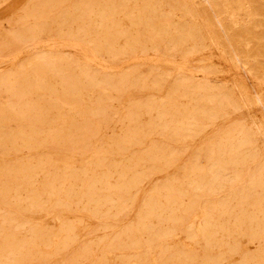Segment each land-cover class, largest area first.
Returning <instances> with one entry per match:
<instances>
[{
  "label": "rangeland",
  "instance_id": "obj_1",
  "mask_svg": "<svg viewBox=\"0 0 264 264\" xmlns=\"http://www.w3.org/2000/svg\"><path fill=\"white\" fill-rule=\"evenodd\" d=\"M43 1L44 0H0V41H1L0 42V49H1L0 50V88H1V90H0V105H1L0 107L1 108L0 109L2 111V109L4 108L3 112H5V114H6L5 118H4V117H2V116H4V113L0 111V116L2 115L1 117L3 118V119L1 118V120H0V130H1L0 136L2 134L7 135V133H8V135H10L11 133L13 134L15 129H16V131L14 133H17L21 128L24 129L23 128L24 123L26 124L30 121L29 117H27L28 115L24 119L25 122H23V123H19L15 119V116L17 118L19 108L21 109L23 106L22 104H24L23 109L29 108V111H30V108H31L33 110L32 114L30 111V114H31L30 117H32V118L35 117V115H33V114L37 113V116L39 114V115H42L46 119V120L44 119V122L41 123L42 125L41 124L36 125V123H34L33 126H31L32 129L37 128L36 129V131H37L36 136L37 137L35 136V138H36V140H38V142L36 140L33 142L31 141L30 147H29V145L21 144L22 140L20 138H19V140L16 139V145H11L10 143H8L6 147L4 145H0V167H1L0 169L2 171V172H0V186H1L0 190L2 188V191H0V194L2 192V194H1L2 196L0 195V203H1L0 204V221H1L0 222V232H1V234H0L1 235V237H0V261L2 263H0V264H68L69 262H70L69 264H73L75 261L76 262L74 264H77V263L78 264H88L89 261H90L89 264H94V263L95 264H129V263L130 264H139V263L150 264L149 258L152 255H153L152 257H155V258H157L156 256L158 255V259H159V257H160V259L163 258V264H170V262H171V264H179L180 262H184L187 264H202L201 260H202L203 264H208L209 259L211 260L212 258L217 256L219 254V252H221L222 248H227L233 244L231 237H228L230 233H231L230 236L233 235V240L235 238L240 239L241 236L243 235L240 233V231L238 233L235 232V229H237V226L235 227V224L233 225V221H234L233 213H231L230 215H226V216L224 215L218 219L217 224L219 226L218 225L217 226L219 228L216 227V229H215L216 233L211 236V239H212L211 242L212 243L208 242V244L210 243V245H209L210 247H208V244L205 243L203 240L199 239L198 236H196V234H195L196 233L195 229H197L199 227V220H201V218H202V211L193 212L194 217L196 219L194 217H192V218L181 221L180 220L181 212L179 215V211L176 210L175 208H172V210L170 208H168L171 211L165 208V204H166L165 203L166 200L164 201L165 195H166L165 187H167L168 185L169 186L172 185L171 181H173V186H175L174 188H177V187L183 188L186 191V193H188V195H186L184 197V203H187L188 197H189V195H191L190 193H192L191 192V186H190V177L195 172V170L192 169V167L194 168L195 165H199L205 169L206 173H210V170L208 169L209 165H210L209 163H213L214 160H216L215 156L217 158V156L221 153L219 150V149H221L220 147L222 146L221 151H223L224 150L223 147H225L224 144L227 145V143H228V145H230V143H231V145H233V142L238 143L239 141H242L243 134L246 133V131H247L248 133H250L252 135V137H254L253 138L254 145H256L255 151L257 153L254 154L255 157H253V156L251 157L252 154H247L248 151L247 152L245 151L244 153H246L247 156L249 155L248 157L250 160H248V162H246L244 165H239V166L232 165V166H230L228 169L231 171L226 170L227 172L226 171L225 172H222V171L219 172V174H220L219 178L221 177V179H219V181H221V185H223L222 190L219 192V197L222 196L223 199L228 198L227 201H229V202H231V204L235 205L237 203L235 199L237 197H239V194H242L248 200L247 199L242 200V202H240L239 205L242 206L241 208L247 209L248 214L250 216H251L250 212L252 211V208H253L252 207V203H253L252 198L254 196H256L255 194H257V193L260 194L261 197H264V189H263V192H260L261 189L258 188L257 192H255L254 189L251 187V189L253 190V192H252V190L249 188L250 185L247 182V180H248L247 178L249 176L259 172V170H260L258 167L259 163H260V161H262L264 159V0H247V1L241 0V3H237L236 0H209V1H205V0H200V1L199 0H190V1L189 0H127V1L126 0H55V1L47 0L48 3H44ZM122 1H123V4H120V3H122ZM187 1L189 3L192 2L189 5L190 8L193 7V9L195 8L194 9L195 11L197 10L196 11L197 14H195L194 16L184 15V13L181 11V9L184 7V3ZM38 2L40 5L38 4ZM40 2L42 3V5H44L43 9H42V5ZM93 2H95V5ZM147 2H151V4H153L154 9H156V7H157V9H156L157 12H154V14L142 12L146 9V6L144 4ZM85 3H86V7H84ZM87 5H89V6H87ZM116 5H118V6H116ZM80 6H81V8H80ZM114 6H116L118 8H116V7L114 8ZM121 6H123V7H121ZM74 7H76V9H74L75 12L73 11ZM92 7H93V9H92ZM84 8H85V10L87 9L89 12L87 10L86 11L84 10L85 12L82 14H80L79 12H76L77 9L79 10V9H84ZM109 8H111V9H109ZM119 8H121V10ZM89 9H91V10H89ZM102 9H103V11H105L103 14H101ZM113 9H115V10H113ZM39 10L41 11L40 15H39V13H40ZM66 10L69 13H67ZM93 10H95L96 13L93 12ZM111 10H112V12H110ZM139 10L141 13L139 12ZM171 10L173 11V13L175 11L176 15L170 14V16H168L169 11H171ZM59 11H61V12L59 13ZM108 11L110 12V14L108 13ZM42 12H43V14H42ZM97 12L99 13V15ZM126 12H128V13H126ZM111 13L112 14L114 13V14L112 15ZM138 13H139L140 17L139 16L137 17ZM143 13H145V14H143ZM165 13H166V15H165ZM27 14H30V15L27 16ZM140 14H143V16L145 18L152 19L154 24H156L157 21L164 20L166 18H170L173 26L183 25L184 29L182 30V32H180L183 34H181V36H175V37H177V38H175V37H173L175 35V33L170 32V34H169L170 36H169V38H167V40H169L170 42H166V40H164L162 42L157 41V42H154L155 43V45H154V43H152L153 42L152 38H150L153 35V33L148 27H146V24H144L143 20L141 19L144 17H142V15H140ZM57 15H58V17H56ZM86 16H88V17H86ZM102 16H104L107 19L105 20V18L103 17L102 19L99 20V17L101 18ZM64 18H65V20H63ZM78 18H80V20H77ZM35 20H37V21H35ZM38 20H39V22H38ZM43 20H45V21H43ZM67 20H69L68 23H67ZM86 20L88 22H86ZM42 21L44 22V24ZM100 21L102 24L103 23L104 24L101 25ZM105 21H106V23H105ZM37 22H38V24H37ZM59 23L60 24L62 23V25H60ZM41 24H43V27ZM116 24L119 27H117ZM21 25H22V27H21ZM112 25L114 27H112ZM195 25L198 28V29H196L197 31H195V33H197L199 36H198V38L189 37V35L191 33H190V30L188 32V29H190L191 26H195ZM39 26L44 28V29H41ZM33 27H35L34 32L32 29ZM80 27H82V30ZM97 27H99V28H97ZM106 27L108 28V31L106 30V32H105ZM29 28H31V30ZM38 28H39V31H38ZM78 29L80 30L79 32L77 31ZM83 29L85 30L84 34L82 33V31H84ZM31 31H32V33H31ZM71 32H72V34H71ZM8 33H9V36H8ZM96 33H98L97 36H96ZM110 33H112V34L110 35ZM118 33L119 34L123 33V35L121 34V36H119ZM129 33H130V35H129ZM73 34H74V36L76 34V36L72 37ZM124 34L127 35V38ZM184 34H185V36H184ZM192 34H193V32H192ZM186 35H188V36L186 37ZM95 36L98 40L95 38ZM106 36H107V38H106ZM111 37H112V40L110 42ZM179 37H180V39H179ZM181 37H183V39ZM133 38H135L137 40L136 45L138 44V41H140L139 45H137V46L135 45L137 48V49H135V51L130 49L129 46L127 47V45L131 42V40ZM102 39H104V40H102ZM114 39H115V41H113ZM144 39H145V41H150V42L149 43L144 42ZM146 39H148V40H146ZM170 39H172V40L174 39V40L171 42ZM178 39L181 41H179ZM96 40L99 42H97ZM108 40H109V42H108ZM127 40L129 43L127 42ZM142 40H143V42H142ZM182 40H183V43H182ZM31 41H33V42H31ZM93 41H95V42H93ZM104 41H105V43H104L105 45L102 46L101 44H103ZM92 43L95 45V47H94V45H92ZM106 43H108V44H106ZM126 43H128V44H126ZM98 44H99V46H98ZM163 44L164 45L168 44V48L166 47L167 45H165V47H164ZM140 45H143V46H140ZM152 45H154L155 48ZM170 45H171V47H170ZM110 46H113V47H110ZM117 46L120 48L119 50L117 49L118 48ZM126 47L129 49H126ZM138 47L141 50L140 49L138 50ZM176 47L177 48L182 47V48L176 49ZM106 48H107V50H106ZM108 48H109V50H108ZM146 48H147V50H145ZM171 48H173V49H171ZM114 50L119 51L120 53L117 52L116 53L117 55H116L114 53L115 52ZM106 51H109V52H106ZM148 51H149V53H148ZM53 58H54V62H52ZM47 59H48V61H47ZM44 60L47 61L48 63L51 62V63H49V65H50L49 67H48V63L45 62ZM37 61H38V63H37ZM36 63L38 64L39 69L41 68L40 70L37 69L38 67H37ZM41 63H42V67L40 65ZM35 65H36V67H35ZM46 66L48 69H46ZM56 66H57V68H56ZM22 68H25V69H22ZM33 68H34V71H33ZM42 68H43L44 72H43ZM84 69H86V71ZM87 69H89L88 70L89 72L91 71L90 74H88V76L92 77L96 73V76L98 75L97 76L98 79L96 78V76H94L95 79H94V77H92L93 82L91 83V78L87 77V74H86L88 72ZM52 70H54L55 72ZM32 71H33V73H32ZM46 71H48V72H46ZM45 72L47 74H45ZM16 73H17V75H16ZM38 73H40V75H38ZM80 73H82V74H80ZM83 73H84V75L85 74L86 75L83 76ZM128 73H130L132 76L130 74L128 76L127 75ZM32 74H34L33 77L31 76ZM42 74L45 76L44 77L45 80L43 79ZM122 74L125 75L126 81L127 80H131V81H127V83H126V81H124L125 78H123L124 75H123V77H121ZM77 75H79V77H77ZM5 76H6V78H5ZM17 76H19V77H17ZM22 76H23V78H21ZM68 76L71 77L70 79L72 81L68 80ZM73 76H75V77H73ZM25 77L27 80L25 79ZM112 77H113V79L115 77V79L113 80ZM120 77L123 79H121ZM131 77H132V79H131ZM146 77H147V79H146ZM7 78H9V79L7 80ZM28 78L31 80L30 82L34 83V84H28L29 83ZM76 78H77V80L79 79L78 80L79 82L77 80L74 81ZM85 78H87V79H85ZM88 78L90 80H88ZM105 78H106V81H105ZM144 78H145V82L143 83ZM33 79H35V80H33ZM111 79H112V81H111ZM155 79H157V80H155ZM4 80L7 82H5ZM18 80H19V82H17ZM95 80H96V82H95ZM107 80L110 82L108 83ZM120 80L124 81V83L121 85H118V83L121 82ZM184 80H185V82L183 83ZM25 81L28 83H26ZM73 81H74V83H76V85H75V88L73 87L74 89L71 88L72 89L71 90V89H69L68 85H70L71 82H73ZM85 81H87V82H85ZM177 81H179L180 83ZM20 82H21V85L19 84ZM38 82H39V86L37 85ZM63 82H64V84L62 85L61 83H63ZM67 82H69L68 85H66ZM81 82L82 83L84 82L83 85ZM100 82L101 83L102 82L108 83V85H107V83H102L103 85H105L108 88L106 91H102V90L97 88V84ZM43 83H44V85L47 84V87L45 86L46 88H48L47 90H46V88H44ZM85 83H89L90 85L86 84V86L84 87ZM114 83H116V85ZM154 83L156 84L155 86L153 85ZM158 83H160V84H158ZM174 83H175V85H174ZM181 83H182V87L180 88L179 84H181ZM7 84H9V86L10 85L11 86L7 87ZM15 84H17V85H15ZM22 84L24 85V87ZM77 84H78L79 88H78ZM125 84H127V87ZM129 84L131 87L133 85H135L136 87L135 88L132 87V90H130L131 87L129 86V88H128ZM34 85L37 87V88L35 87L36 88L35 90H34ZM114 85L115 86L118 85L120 92H118V88L117 87L115 88ZM173 85H174V87H173ZM91 86H92V88H91ZM140 86H141V88H140ZM159 86H160V88H159ZM186 86H188L189 89L188 88L186 89L185 88ZM13 88H14V90H13ZM121 88L123 91L121 90ZM123 88H125V89H123ZM196 88H197L198 92H196L197 91ZM242 88L244 89L245 92L243 91ZM85 89H87V90H85ZM204 89H205V91H204ZM27 90H29V91H27ZM60 90L61 91L65 90V91L61 92ZM70 90L73 93H71ZM190 90H192V91H190ZM215 90H216V92H215ZM8 91L10 93V96H12V94H15L16 98H15V95H14V97H8L9 96ZM57 91H58L59 95H57ZM68 91L70 92V94ZM168 91H169V94H168ZM20 92H21V94H20L21 96L19 94L17 96V93H20ZM52 92H53V94H52ZM60 92L63 95L60 94ZM103 92H104V94L105 93H107V94L103 96ZM26 93H27V95H26ZM64 93H65V95H64ZM175 93L177 94V96ZM244 93L247 95H245ZM40 94L43 97L40 96L38 98V95H40ZM5 95H6V97H5ZM60 95H62V96L60 97ZM168 95H169V100H168ZM229 96L231 97L230 103H229V106H226V103H225L226 101H225L224 97L226 99H228V98H230ZM7 97H8V100H7ZM17 97L19 99L20 98L22 99L23 97L24 98L22 100H19ZM2 98H3V100H2ZM13 98H15V99H13ZM42 98L45 99V101L42 102V100H41ZM211 98H213L215 100H212ZM11 99H12V101H11ZM79 99H81V100H79ZM170 99L172 100L171 104H170V101H171ZM173 99L176 101V103ZM249 99L251 102L249 101ZM56 100H58V101H56ZM96 100H97V102H96ZM204 100H205V102H204ZM223 100H224L225 106L222 105L223 107L220 108L219 103H221V101H223ZM244 100L246 101V103H244L245 102ZM29 101H32V103ZM48 101L51 102L50 106L48 105V103H49ZM81 101H82V104H81ZM213 101L214 102L216 101L217 103L216 102L214 103ZM231 101H233V102H231ZM13 102H15V104H17V105L15 106V104ZM21 102H24V103H21ZM79 102L81 105L78 104ZM101 102H102V104H100ZM6 103H7V105H6ZM157 103H158V105H157ZM164 103H166V104H164ZM172 103H175V105H173ZM177 103H178V108H177ZM25 104H26V106H25ZM27 104H28V106H27ZM42 104L45 106H42ZM193 104H195L197 106H195ZM205 104H206V106H205ZM216 104H218V105H216ZM9 105L14 106V108H13L14 113L11 110L12 108H9L12 112H10L9 109L8 110L6 109V106H9ZM33 105L36 107L34 108ZM70 105H72V107ZM74 105L76 106L75 108H74ZM130 105L133 107H131ZM153 105L154 106L157 105V107L154 108ZM160 105H161V107L163 106L164 109H163V107L158 109L160 107ZM212 105H214V107ZM51 106H53V108ZM149 106H150V109H149ZM82 107H84V109ZM91 107H92V109H91ZM216 107H218V108H216ZM37 108H38V110H37ZM99 108H101L100 109L101 111L99 110ZM138 108H139V110H138ZM170 108H172V109H170ZM189 108L191 110H189L187 112V110ZM200 108L202 111L204 110L205 112L203 111V113H202V111L199 110ZM210 108H211V111H210ZM214 108H216L217 111H215ZM219 108L221 111L219 110ZM87 109H89V110H87ZM102 109H103V111H102ZM145 109H146L147 113L144 112ZM151 109H152V111H151ZM177 109H179L182 112L178 113ZM127 110L129 111V113H126V112H128ZM137 110H138L139 114H137L138 113ZM35 111H36V113H35ZM200 111H201V113L198 114ZM8 112H10V113H8ZM16 112H17V114H15ZM73 112H74V114H73ZM82 112H83V114H82ZM87 112L88 113L90 112L89 113L90 115L88 114V116L91 118L90 119L87 118V121H86V117H88V116H86ZM100 112H102V114ZM105 112L107 113V117L104 116L105 114L103 115V113H105ZM158 112L160 114L159 117H158ZM12 113H13V115L9 116V114H12ZM131 113L132 114L134 113L132 118H131V115H132ZM183 113H184V115H183ZM215 113H218V114H216V116H215ZM58 114L60 115V117ZM63 114H64V118L66 117L65 119L63 118ZM78 114H79V116H78ZM84 115H85V117H84ZM102 115L104 116V118ZM137 115H138V117H136ZM174 115L176 116L177 119H175ZM124 116H125V118H124ZM161 116L162 117L164 116L163 119ZM191 116H194V117H191ZM127 117H129V119ZM12 118L15 119L16 121L15 120L13 121ZM67 118H69V119H67ZM97 118H99L100 120L99 119L97 120ZM159 118L162 120L159 121ZM186 118H187V120H186ZM188 118L190 119L189 123H188ZM209 118H210V120H209ZM104 119H106V121ZM123 119H124V121H123ZM136 119H138V121ZM164 119H166V120H164ZM71 120L73 122H71ZM93 120H94V122H93ZM96 120L98 122L101 121L103 123L101 124V122H100L101 125L99 123L96 124ZM134 120H136V121H134ZM182 120L183 121L186 120L185 122H187L190 127L188 126L186 129V127L182 128L181 126H179L178 124ZM76 121L79 123V126H78V123H76ZM153 121H155V122H153ZM168 121H169V123H168ZM177 121H179V122H177ZM15 122H17V123H15ZM85 122H86V124H85ZM87 122H88V124H87ZM106 122L107 123L109 122V123L107 124ZM134 122H135V124H134ZM150 122L152 123V127H151ZM164 122H166V124ZM47 123H49V124H47ZM75 123L77 126V130L75 127ZM157 123H159L158 126H157ZM173 123H175L176 125L175 124L173 125ZM43 124L44 125L47 124V125H45V127H44ZM133 124H134V126H133ZM148 124H150V125H148ZM90 125L92 126V128ZM196 125L197 126L199 125L198 128ZM27 126L28 125L26 124L25 132L28 135V132L30 131L31 128H30V126H28V128H27ZM86 126H87V128H86ZM153 126H154V128H153ZM174 126L175 127L177 126V128L175 129ZM61 127H62V129H61ZM70 127H72V128H70ZM128 127L130 130L128 129ZM136 127H138L139 129L135 130ZM140 127H142V128H140ZM146 127H147V129H146ZM150 127L152 128L153 131L151 130ZM43 128H44V130H42ZM83 128H84V130H83ZM95 128L97 129L96 131H99L98 132L99 138H96L94 135L93 131H95ZM133 128H134V130H133ZM53 129L55 130V132ZM79 129H80V131H79ZM87 129L89 130V134H88ZM171 129H172V131H171ZM194 129L196 131L195 132L196 135L193 136ZM57 130H58V132L56 133ZM154 130H155V132H154ZM38 131L42 135H40ZM96 131H95V133H96ZM128 131H130L129 136L136 135L137 138H136V142L131 141L132 145H130L131 143L129 145L127 144V147L129 146L130 148L129 147L125 148L126 141L123 142V139H124V135H127ZM48 132H50V134ZM131 132H133V133H131ZM139 132H140V135L138 136ZM192 132H193V134H192ZM54 133H56V135ZM71 133H72V135H70ZM90 133H92V134H90ZM142 133H144V135H141ZM145 133H146V137H145ZM45 134H47V135H45ZM57 134L58 135L60 134L59 135L60 138H58L59 136ZM79 134H81V135H79ZM237 134H238V137H237ZM239 134H240V136L241 135L242 136L240 137ZM117 135H118V137H117ZM180 135H181L182 139L180 138ZM52 136H56V138L52 137ZM92 136H94L95 138ZM166 136H167V138H166ZM226 136L229 137V139H227ZM88 137H90V138H88ZM91 137H92V139H91ZM110 137H111L112 141H111ZM45 138H46V141H44ZM178 138H179V140H178ZM51 139H52V141H51ZM53 139H55V140H53ZM59 139H60V141H59ZM86 139L90 143L89 145H88V142L86 141ZM99 139H101V140H99ZM114 139H116L118 141H122V145L121 146L118 145L119 150L121 149L119 151V153H117L118 148L115 147L116 145L111 144V143H113ZM143 139H144V141H146L145 144L143 143ZM62 140H64V141H62ZM69 140H70V142L72 140V142L71 143L68 142ZM73 140H74V143H73ZM82 140H83V142H82ZM102 140L107 141L108 143L104 144ZM132 140H134V138ZM180 140H182V141H180ZM228 140H229V142H228ZM50 141L52 144L50 143ZM55 141H56V143H55ZM178 141H180V142H178ZM184 141H185V143H184ZM39 142H41V145H39V148H37V144H40ZM217 142L219 143V145ZM32 143L36 146L32 145ZM61 143L63 144V146ZM85 143H86V145H84ZM214 143L216 144V146H214L215 145ZM19 144H20V147L18 146ZM80 144H82L84 147ZM210 144L213 146L211 147ZM24 145H25V147H24ZM2 146H4V147H2ZM15 147H17V148H15ZM122 147H124L123 148L124 150H122ZM148 147H149V150H148ZM5 148H7V149H5ZM99 149H100V151H99ZM208 149L209 150L213 149V151L210 152V151H208ZM103 150H105V151H103ZM106 150H108L109 153H107L108 151L106 152ZM111 150L112 151L115 150V153L112 152ZM125 150L128 152H126ZM73 151H74V153H73ZM85 151H86V153H85ZM142 151H144V152H142ZM153 151L158 156V157L156 156L157 158H155V154ZM216 151L218 152V154ZM101 152H103V153H101ZM208 152H209V154H208ZM163 153H164V156H163ZM174 154H176V158H175ZM139 155H140V158H139ZM165 155H166V157H165ZM131 156L133 157V159L130 160V158H132ZM171 156H174V157L172 158ZM197 156H198V158H196ZM160 157H162V160H160ZM203 157H205V158H203ZM96 158L99 159L98 161H99V164L101 165V167L95 165L96 163L93 162V160ZM101 158H102V160H101ZM103 158L104 159L106 158V160H104ZM135 158H136V160H135ZM163 159L166 161L164 162ZM171 159H175V160L172 161ZM13 160H15V161H13ZM47 160H48V163H47ZM159 160L161 163L159 162ZM201 160L203 161V163ZM41 161H44V164ZM102 161L104 164L102 163ZM138 161H139V163H138ZM148 161L150 163H148ZM169 161H170V164L168 165V167L167 166L165 167V163L167 164V162H169ZM27 162L29 163V165H26ZM36 162H37V164H35ZM174 162H176V163H174ZM20 163L22 164V166ZM88 164H90V165H88ZM127 164L129 165V168H128V166L126 167ZM135 164H136V167L134 166ZM153 164H154V166H153ZM161 164H162V166H161ZM205 164H208L207 168H206ZM16 166L20 170H18L17 168H13ZM38 166H39V168L41 166V170L37 168ZM55 166L57 169L55 168ZM57 166H59V168ZM92 166H94V167H92ZM212 166H213V164H212ZM212 166L210 165L211 170L214 169V166L213 167ZM53 167L55 170L53 169ZM84 167H87L88 169L89 168L90 169L88 171L84 172V170L82 169ZM102 167L106 168L109 171L108 177L111 174L110 178H108V185H107L108 190H105L106 188H104V186H102L100 183L97 182L93 185L97 189L99 188V190H96V188L93 185L92 186H93V190L95 192L100 191V192H98L99 194L91 193V194H93L92 196H94V197L91 196L92 199H90V200L88 199V197L90 198L91 194L89 196H87V198L81 196L83 189H85V185L87 186L86 182L87 183L89 182L88 180L90 177H92V179H98V178L100 179L102 177V169H101ZM108 167H109V169H108ZM123 167H126V168H123ZM153 167H155L156 170ZM236 167L239 170L241 177L245 180L242 183H239L234 187L235 189H233V198L235 201L234 200L232 201L231 195H230V192H229L227 186H228L229 182H231V181L234 182V177H231V175L234 174ZM10 168L12 169V172H11ZM25 168L26 169L29 168L30 171H34L36 174V175L34 174V176H33V182L34 183H33V186H31L32 188L30 186L26 185V182L24 180L23 173H24ZM42 168H44V169H42ZM114 168L117 171V173L114 170ZM127 168H128V171L130 173L127 172ZM159 168L162 171L161 173L159 172L160 171ZM184 168H186V170H184ZM93 169H94V171H93ZM123 169H124V171H123ZM16 170H17V175H16ZM64 170H67V171L69 170L72 173L75 171L76 179H73V178H69L68 180L63 179L64 175L62 176V171H64ZM149 170H150V172H149ZM191 170H192V172H190ZM207 170H209V172ZM255 170H257V171L255 172ZM8 171L10 172V175H9ZM38 171H39V173H38ZM135 171H136V173H135ZM142 171H143V173H141ZM80 172H84L86 177L84 174L81 175ZM119 172H121V173H119ZM144 172H146L145 174L147 176L146 175L144 176ZM178 172L180 173V175ZM3 173H4V176L6 177V179H5V177H3ZM18 173H20L22 175H20ZM52 173H53V175H56V177L58 176L57 181H56V177L53 176ZM121 174H123V175L125 174L124 178H125V180H127V182L130 179H132V178H130L131 175L133 178H134V176H136L135 178L140 179L139 184H136V186H135V187H137L138 191L136 188H132L130 190V188L128 186H126L125 188L124 187L121 188V190H120V188L118 189V187L116 188V186L118 184L117 178L119 180V177ZM183 174L186 176V178H184L185 176H183ZM228 174H231V175L229 176ZM15 175H16V177H15ZM83 175H84V178H83ZM189 175H190V177H189ZM7 176L9 178H7ZM47 176H48V178H46ZM125 176H127V177H125ZM137 176H139V177H137ZM207 176H208V174H207ZM225 176L227 179L225 178ZM60 177H61V179L59 180ZM165 177H166V180H168V182L170 184L169 183L167 184V181L165 182ZM13 178H14V180H13ZM22 178H23V181L20 182V180H22ZM222 178H223V180H222ZM17 179H18V181H17ZM175 179H178V180H176V182H175ZM224 179H226V180H224ZM187 180H188V182H187ZM63 181H64V185H63ZM81 181H83V182H81ZM180 181H181V183H180ZM5 182H6V184H5ZM45 182H47L48 185ZM61 182H62V184H61L62 190L60 189V185H58ZM137 182H138V180H137ZM177 182H178V184H177ZM1 183H2L3 187L1 185ZM23 183L25 186L23 185ZM4 184H5V186H4ZM19 184H21V185H19ZM187 184H188V186H187ZM15 185H17V186H15ZM44 185H46V186L44 187ZM111 185L115 188L112 189ZM14 186L16 187V189ZM162 186L164 187V190L161 189V188H163ZM240 186H242V188H243L242 190H241ZM37 187H39V188H37ZM47 187H49V188H47ZM158 187H159V189H156ZM238 187H240V189ZM36 188H37V191H36ZM54 188H56L55 190H57V188H59V191L60 192L62 191L61 194H58V192H57L58 190L54 191ZM126 188H128L130 190L129 193H128L129 190L128 189L126 190ZM152 188H154L153 192H152ZM8 189H10V191ZM12 189L14 190V193L12 192ZM21 189H23V190H21ZM43 189L48 191L47 195L49 197L46 195V191ZM102 189H104V190L101 191ZM109 189H110V191H109ZM244 189L248 190V191L246 192ZM15 190H16V192H15ZM33 190H35V192H33ZM41 190H42V192L39 193V191H41ZM66 190L68 192H65ZM50 191L52 193H49ZM74 191H75V193H74ZM238 191H239V194L237 196ZM77 192H79V193H77ZM254 192H255V194H254ZM3 193H5V194H3ZM7 193L9 195H7ZM36 193H38L39 196ZM42 193H44V195H42ZM53 193H55L56 195L58 194L57 195L58 199H56L54 201L48 200V199H51ZM103 193H104V196L106 198L101 199L98 202L96 200V198L98 197V195H100L101 197H104ZM124 193H128V194H124ZM156 193H158V194H156ZM29 194H30V196H29ZM63 194H66V195L64 196ZM68 194H69V196H68ZM148 194H150L149 199H148ZM161 194H162V196H158ZM246 194H248L247 197H246ZM17 195L19 196V198ZM26 195H27V197H26ZM34 195L37 196V198L34 197ZM73 195L75 197L76 196L77 197L75 198V197H73ZM163 195H164V197H163ZM227 195H228V197L226 198ZM13 196H15V198ZM40 196H41V198H40ZM110 196L114 202L115 201L118 202L117 205H116V203H113V205H112V202L110 203V201H112V200H110ZM63 197L68 198L69 203H65V205H64L65 207L60 208V206H62L65 202ZM81 197H82V200H81ZM151 197H152V199H151ZM1 198H3V199H1ZM28 198H29V200H27ZM131 198H132V201H131ZM222 198H221V200H222ZM69 199H71L72 202H74V203L69 201ZM94 199H95V201H94ZM156 199H158V200H156ZM14 200H15V203H14ZM32 200H34V201H32ZM105 200H106V202H105ZM27 201H28V203H27ZM36 201H38L37 204L35 203ZM146 201L148 204L146 206L147 207L150 206L151 208L150 207L149 208H147V207L142 208L145 205L144 203ZM157 201H158V206L156 205ZM30 202L31 203L33 202V207H32ZM58 202L60 204L61 203L62 204L59 205ZM141 202H142V204H141ZM18 203L21 207L17 206ZM54 203L55 204L58 203L56 205L57 207L54 206L55 205ZM151 203H153V204H151ZM243 203H244V205H243ZM15 204H17V205L15 206ZM38 204H40L42 206L40 207V205H38ZM69 204H71V206H69ZM52 205L54 206V209L52 208ZM58 205H59V207H58ZM88 205H89V207H88ZM103 205H105V206H103ZM111 205H112V209H111ZM127 205H128V207H127ZM154 205H155V207L157 206L158 209L154 208ZM256 205L260 206L262 208V210H264V203L263 202H260L258 204L256 203ZM67 206L70 208H67ZM115 206H118V207L116 208ZM247 206H249V207L247 208ZM17 207H19V208H17ZM24 207H25V209H27V211L24 210ZM95 207H97V208H95ZM35 208L37 210H35ZM41 208H42V210H41ZM48 208H50V209H48ZM124 208H125V211H124ZM16 209H19V210L21 209V210L19 212L17 210V212H18L17 213L16 211H14ZM98 209L100 210V212ZM152 209H153V211H156V212H153V214L151 212ZM162 209H163V212H162ZM164 209H165V211H164ZM32 210H33V212H32ZM87 210H89V211H87ZM142 210H144L145 212L148 210L146 212L147 216H145L144 211L141 212ZM174 210H175V212H174ZM234 210L237 212L239 209L235 208ZM110 212H112V213H110ZM120 212H122V213H120ZM170 212H171V214H170ZM88 213L92 216H89ZM156 214H159V216H158V218L160 219L159 222H161V223L163 222V225H161V223L158 222L157 216H154ZM165 215H166V218H165ZM2 216H3V219L6 218L8 220L7 221H5L6 219L2 220V218H1ZM93 216H94V218L96 217L95 218L96 220L93 219ZM102 216H104V217H102ZM97 217H98V219H97ZM142 217H145V220ZM10 218L12 221L10 220ZM13 218H14V222H13ZM170 219L177 221V223L175 222L176 224H174V221H172ZM178 219H179V221H178ZM193 219L196 220L194 222L195 224L192 221ZM146 222L148 223V225L151 224L150 225L151 228H148L150 226H146L147 225ZM244 222L247 223V225H249V232H251L252 230H254V226L258 228L259 226L264 225V218H263V215L261 213H259L257 219H255V220L249 219L246 221L244 220ZM10 224H11V226H10ZM61 224H62V226H61ZM141 224H142L143 228H142V226H140ZM136 225H137L138 229H137ZM172 225H173V227H172ZM250 225L252 226V228ZM58 226H59V228H58ZM164 226H165V230H164ZM127 227H129L130 230ZM146 227H147V232H145ZM188 227H190L192 229L190 230V228L188 229ZM241 227L243 228V227H245V225H243V226L241 225ZM15 228L16 229L18 228V230L14 231ZM33 228H35V229H33ZM72 228L73 229L75 228V230H73ZM158 228H159V231L157 230ZM230 228L232 229V231ZM257 228H256V230H257ZM32 229H33L32 233L35 230L34 235L31 233ZM66 229H68V230L65 231ZM173 229H174V231H173ZM176 229H177V233L175 232ZM184 229H185V231H184ZM41 230H43V232ZM140 230H141V232L144 230V232L142 234L143 236L141 235ZM242 230H244V229H242ZM12 231H13V233H12ZM63 231H65V232H63ZM71 231L74 233H72ZM122 231L124 232V235L122 234L123 233ZM155 231L158 233H163L162 231H166V232L168 231L169 235L164 237L163 239H159V240H157V238L152 239L153 238L152 235L155 234ZM39 232L42 234H40ZM58 232L61 234L60 236H59ZM125 232H126V234H125ZM129 232H130V235H129ZM139 232H140V234H139ZM172 232L174 235L172 234ZM52 233H54L53 236H52ZM118 233H120L119 236H118ZM168 233H166V234H168ZM237 234L239 235V237L237 236ZM54 235L56 236L55 239H54ZM67 235H68V239H67ZM115 235H116V238L119 239V241L117 243L115 242L116 239L114 240ZM125 235L128 236V239H126L127 237H125ZM220 235H221V238H220ZM2 236H3V238H2ZM35 236L37 237V239ZM138 236L139 237L141 236L140 242L136 241V243H135L134 241L138 238ZM148 236L151 238L149 239ZM4 237H7V238L4 239ZM29 237L32 238V240ZM38 237L39 238L42 237L41 238V245H40V239ZM190 237H191V239H190ZM195 237H196V239H194ZM52 238L54 239V241L56 243L53 241ZM120 238H121V241H120ZM129 238H130V240H129ZM132 238H133V240H132ZM170 238H171V240H170ZM24 239H25V241H24ZM64 239L65 240L67 239V240L64 242ZM69 239L72 240V241L70 240L71 244H70ZM22 240H23V243L25 245L24 244L22 245ZM33 240H35V241H33ZM111 240H113V241H111ZM126 240H127V242H126ZM138 240H139V238H138ZM143 240H145V242ZM30 241H31V244H30ZM46 241H48V245L46 244ZM131 241H132V243L134 242L135 244H138V247H136L137 245H135L134 243L132 244ZM146 241H147V243H149V242L150 243L146 244ZM58 242L60 243V245H63V246L58 247L57 246V245H59ZM63 242L65 243V245ZM111 242L112 243L115 242L114 243L115 245H112ZM162 242L163 243L165 242V243L163 244ZM249 242H247V246H245L248 255L246 254V256H245L244 254L235 253L229 257H221L219 260L220 264H230V263L231 264H242L243 262H244L243 264H264L263 254H258L256 251L258 246H260L263 243V240L258 241L257 239H254L253 242H252V240ZM32 243H34V244L32 245ZM118 243H119V245H118ZM125 243H127L126 244L127 246L125 245ZM143 243L145 245H143ZM218 243H219V246H218ZM5 244L7 245L6 247H5ZM35 244L36 245L38 244V246L35 247ZM122 244H123V246H122ZM141 245H143V246H142V249L139 251V249L141 248ZM215 245H217V246H215ZM51 246H52V248H51ZM55 246H57V247H55ZM213 246H215V247L213 248ZM9 247L11 248V250L9 249ZM20 247L22 250L20 249ZM101 248L103 249L102 253H101V250H102ZM126 248L128 251L126 250ZM144 248H145V250H144ZM217 248L219 250H217ZM82 249H83V252L81 253L82 254L81 255L80 252L82 251ZM118 249L120 251L123 250L124 256H123V252L122 253L119 252ZM163 249H165V250H163ZM171 249H173V250H171ZM27 250H29V251H27ZM56 250H59V251H56ZM74 250H75V252H74ZM85 250L87 252H85ZM34 251H36V254H34L35 253ZM147 251H149V252L147 253ZM164 251H165V253H164ZM181 251H182V253H181ZM254 251L256 254L254 253ZM2 252H3V254H2ZM9 252H12V253H9ZM24 252H25V254L27 252L26 258H25ZM60 252H62V253H60ZM105 252H106V254H105ZM111 252L113 255L110 254ZM160 252L162 253L161 255H160ZM47 253H48V255H47ZM50 253L54 254V255L49 256ZM85 253H86V255H85ZM137 253L138 254L140 253L141 256L143 253V256H144V257L142 256L143 259ZM183 253L185 254V256ZM109 254L112 256V258ZM131 254H132V256H131ZM147 254H149L148 257H147ZM40 255H42V259L40 258L41 257ZM44 255H45V257H44ZM12 256H13V258H12ZM16 256H17V259L15 261L14 257L16 258ZM20 256H21V258H20ZM80 256H82V258ZM122 256L124 257L123 259H122ZM127 256L129 257V260L126 262V259H128ZM133 256H134V259H132ZM135 256H137L139 258V260ZM244 256H245V258H244ZM23 257H24V259H23ZM113 257H114V259H113ZM91 258H93V262H92ZM110 258H111V261H110ZM115 258L116 259L118 258V259L116 260ZM144 258H146V259L144 260ZM246 258H247L248 262L246 261ZM253 258H255V260H253ZM71 259H72V261H71ZM130 259L132 261H130ZM242 259H243V262H242ZM5 260H7V261H5ZM13 260L15 261V263H13L14 262ZM19 260H21V261L23 260V261L21 262ZM147 260L149 263H147ZM165 260H166V263H165ZM174 260H175V262H174ZM143 261H145V262H143Z\"/></svg>",
  "mask_w": 264,
  "mask_h": 264
},
{
  "label": "bare ground",
  "instance_id": "obj_2",
  "mask_svg": "<svg viewBox=\"0 0 264 264\" xmlns=\"http://www.w3.org/2000/svg\"><path fill=\"white\" fill-rule=\"evenodd\" d=\"M53 1H55V0H53ZM127 1V0H126ZM190 1V0H189ZM200 1V0H199ZM205 1H209V0H205ZM247 1V0H246ZM44 3H48V1L47 0H44L43 1ZM82 2V1H81ZM92 2V1H91ZM146 2V1H145ZM236 2L237 3H241V0H236ZM36 3V2H35ZM41 3V2H40ZM43 3V4H44ZM57 3V2H56ZM94 3V5H95V2H93ZM190 3H192V2H190ZM190 3L187 1V2H185L184 3V7L181 9V11L184 13V15H190V16H194L195 14H197V10L195 11L194 9H193V7H189V5H190ZM38 4H39V2H38ZM58 4V3H57ZM61 4V3H60ZM66 4V3H65ZM120 4H123V1H122V3H120ZM119 4V5H120ZM40 5V4H39ZM41 5H42V3H41ZM80 5V4H79ZM91 5V4H90ZM112 5V4H111ZM127 5V4H126ZM145 6H146V9L144 10V11H142V12H147V13H153L154 14V12H157V7H156V9H154L153 8V4H151V2H147V3H145L144 4ZM78 6V5H77ZM87 6H89V5H87ZM92 6V5H91ZM116 6H118V5H116ZM116 6H114V8L116 7ZM125 6V5H124ZM194 6V5H193ZM22 7V6H21ZM37 7V6H36ZM84 7H86V3H85V5H84ZM109 7V6H108ZM107 7V8H108ZM121 7H123V6H121ZM126 7V6H125ZM144 7V6H143ZM142 7V8H143ZM210 7V6H209ZM44 8V5H42V9ZM58 8V7H57ZM80 8H81V6H80ZM116 8H118V7H116ZM41 9V10H42ZM74 9H76V7H74L73 8V11H74ZM92 9H93V7H92ZM104 9V8H103ZM103 9H102V12H101V14H103L105 11H103ZM109 9H111V8H109ZM108 9V10H109ZM120 10H121V8H119ZM123 9V8H122ZM167 9V8H166ZM25 10V9H24ZM71 10V9H70ZM85 8L84 9H77L76 10V12H79L80 14H82V13H84L85 11ZM89 10H91V9H89ZM101 10V9H100ZM113 10H115V9H113ZM118 10V9H117ZM125 10V9H124ZM168 10V9H167ZM44 11V10H43ZM48 11V10H47ZM51 11V10H50ZM67 11V10H66ZM65 11V12H66ZM88 11V10H87ZM119 11V10H118ZM159 11V10H158ZM180 11V12H181ZM200 11V10H199ZM39 15L41 14V11L39 10ZM45 12V11H44ZM61 11H59V13H60ZM75 12V11H74ZM89 12V11H88ZM91 12V11H90ZM93 12H95V10H93ZM100 12V11H99ZM110 12H112V10L110 11ZM110 12L108 11V13L110 14ZM121 12V11H120ZM139 12H140V10H139ZM162 12V11H161ZM166 12V11H165ZM35 13V12H34ZM67 13H69L68 11H67ZM96 13V12H95ZM98 13V12H97ZM119 13V12H118ZM126 13H128V12H126ZM141 13V12H140ZM42 14H43V12H42ZM112 14V13H111ZM114 14V13H113ZM112 14V15H113ZM132 14V13H131ZM143 14H145V13H143ZM143 14H140V15H142V17H144L143 16ZM170 14H174V15H176V13H175V11H174V13H173V11L171 10V11H169V15L168 16H170ZM30 14H27V16H29ZM64 15V14H63ZM98 15H99V13H98ZM165 15H166V13H165ZM34 16V15H33ZM44 16V15H43ZM82 16V15H81ZM133 16V15H132ZM139 16V13L137 14V17ZM56 17H58V15L56 16ZM63 17V16H62ZM61 17V18H62ZM79 17V16H78ZM83 17V16H82ZM81 17V18H82ZM85 17V16H84ZM86 17H88V16H86ZM104 16H102L101 18L99 17V20L100 19H102ZM140 17V16H139ZM66 18V17H65ZM65 18L63 19V20H65ZM105 18V17H104ZM129 18V17H128ZM188 18V17H187ZM193 18V17H192ZM57 19V18H56ZM55 19V20H56ZM60 19V18H59ZM90 19V18H89ZM107 18H105V20H106ZM134 19V18H133ZM139 19V18H138ZM142 20H143V22H144V24H146V27H148L151 31H152V33H153V35L150 37V38H152V43H154V42H157V41H164V40H166V42H170L169 40H167V38H169V34H170V32L172 33V32H174L175 33V35L173 36V37H175V36H181V34H183V33H180V32H182V30L184 29V27H183V25H178V26H173L172 25V21H171V19L170 18H166V19H164V20H160V21H157L156 22V24H154V22H153V20L152 19H150V18H141ZM140 19V20H141ZM185 19V18H184ZM61 20V19H60ZM77 20H80V18H78ZM132 20V19H131ZM141 20V21H142ZM35 21H37V20H35ZM41 21V20H40ZM43 21H45V20H43ZM42 21V22H43ZM68 21L69 20H67V23H68ZM84 21V20H83ZM113 21V20H112ZM117 21V20H116ZM151 21V22H150ZM38 22H39V20H38ZM38 22H37V24H38ZM71 22V21H70ZM86 22H88L87 20H86ZM96 22V21H95ZM103 22V21H102ZM108 22V21H107ZM111 22V21H110ZM153 22V23H152ZM195 22V21H194ZM100 23H101V21H100ZM99 23V24H100ZM105 23H106V21H105ZM109 23V22H108ZM139 23V22H138ZM235 23V22H234ZM43 24H44V22H43ZM43 24H41L42 25V27H43ZM60 24V23H59ZM104 24V23H103ZM102 23H101V25H103ZM113 24V23H112ZM134 24V23H133ZM136 24V23H135ZM143 24V25H144ZM161 24V25H160ZM60 25H62V23L60 24ZM64 25V24H63ZM67 25V24H66ZM84 25V24H83ZM87 25V24H86ZM100 25V26H101ZM106 25V24H105ZM117 25V24H116ZM132 25V24H131ZM138 25V24H137ZM88 26V25H87ZM86 26V27H87ZM99 26V25H98ZM111 26V25H110ZM135 26V25H134ZM21 27H22V25H21ZM38 27V26H37ZM40 27V26H39ZM42 27H40L41 29H44V28H42ZM50 27V26H49ZM83 27V26H82ZM82 27H80L81 28V30H82ZM109 27V26H108ZM112 27H114L113 25H112ZM117 27H119L118 25H117ZM145 27V28H146ZM34 28L35 27H33L32 29H33V32H34ZM89 28V27H88ZM97 28H99V27H97ZM107 28V27H106ZM105 28V32H106V30L108 31V28L106 29ZM30 30H31V28H29ZM28 29V30H29ZM40 29V30H41ZM101 29V28H100ZM115 29V28H114ZM196 29H198L197 27H196V25L195 26H191V28L190 29H188V32H189V30H190V35H189V37H193V38H198V34L197 33H195V31H197ZM27 30V31H28ZM84 30V29H83ZM104 30V29H103ZM111 30V29H110ZM38 31H39V28H38ZM37 31V32H38ZM78 32L80 31L79 29L77 30ZM113 31V30H112ZM26 32V31H25ZM77 32V33H78ZM84 32H85V30L84 31H82V33L84 34ZM115 32V31H114ZM113 32V33H114ZM184 32V31H183ZM187 32V33H188ZM192 32H193V34H192ZM31 33H32V31H31ZM108 33V32H107ZM117 33V32H116ZM115 33V34H116ZM149 33V32H148ZM71 34H72V32H71ZM97 34L98 33H96V36H97ZM102 34V33H101ZM104 34V33H103ZM106 34V33H105ZM112 33H110V35H111ZM114 34V35H115ZM119 34V33H118ZM122 35H123V33H121ZM121 34H119V36H121ZM81 35V34H80ZM86 35V34H85ZM100 35V34H99ZM108 35V34H107ZM125 36H126V38H127V35L126 34H124ZM129 35H130V33H129ZM148 35V34H147ZM150 35V34H149ZM8 36H9V33H8ZM7 36V37H8ZM26 36V35H25ZM29 36V35H28ZM75 36H76V34H75ZM74 36V34L72 35V37H75ZM79 36V35H78ZM96 36H95V38H96ZM142 36V35H141ZM144 36V35H143ZM172 36V35H171ZM184 36H185V34H184ZM188 35H186V37H187ZM104 37V36H103ZM110 37V36H109ZM113 37V36H112ZM112 37H111V39H110V42H111V40H112ZM124 37V36H123ZM132 37V36H131ZM225 37V36H224ZM47 38V37H46ZM55 38V37H54ZM57 38V37H56ZM106 38H107V36H106ZM120 38V37H119ZM122 38V37H121ZM129 38V37H128ZM141 38V37H140ZM175 38H177V37H175ZM182 39H183V37H181ZM185 38V37H184ZM220 38V37H219ZM227 38V37H226ZM97 39V38H96ZM139 39V38H138ZM142 39V38H141ZM179 39H180V37H179ZM178 39V40H179ZM212 39V38H211ZM41 40V39H40ZM88 40V39H87ZM98 40V39H97ZM96 40V41H97ZM100 40V39H99ZM102 40H104V39H102ZM146 40H148V39H146ZM171 40V42L174 40H172V39H170ZM193 40V39H192ZM113 41H115V39L113 40ZM136 39L135 38H133L132 40H131V42L129 43L128 42V40H127V42L129 43H126V44H128L127 45V47L129 46V48L130 49H132L133 51H135V49H137L136 48V46L137 45H139V42L140 41H138V44L136 45ZM176 41V40H175ZM174 41V42H175ZM179 41H181V40H179ZM198 41V40H197ZM228 41V40H227ZM1 42V41H0ZM31 42H33V41H31ZM86 42V41H85ZM93 42H95V41H93ZM97 42H99V41H97ZM108 42H109V40H108ZM142 42H143V40H142ZM144 42H150V41H145V39H144ZM173 42V43H174ZM186 42V41H185ZM105 43V41L103 42V44H101L102 46L103 45H105L104 44ZM113 43V42H112ZM159 43V42H158ZM164 43V42H163ZM180 43V42H179ZM182 43H183V40H182ZM106 44H108V43H106ZM160 44V43H159ZM171 44V43H170ZM185 44V43H184ZM92 45H94L93 43H92ZM136 45V46H135ZM147 45V44H146ZM154 45H155V43H154ZM154 45H152L153 47H154ZM165 45H167L166 47L168 48V44H165ZM165 45L163 44V46L165 47ZM178 45V44H177ZM98 46H99V44H98ZM125 46V45H124ZM140 46H143V45H140ZM151 46V45H150ZM94 47H95V45H94ZM107 47V46H106ZM110 47H113V46H110ZM118 47V46H117ZM126 47V49H129V48H127ZM145 47V46H144ZM163 47V48H164ZM170 47H171V45H170ZM174 47V46H173ZM218 47V46H217ZM100 48V47H99ZM104 48V47H103ZM150 48V47H149ZM155 48V47H154ZM182 48V47H181ZM181 48H177L176 47V49H181ZM92 49V48H91ZM118 50L120 49L119 47L117 48ZM123 49V48H122ZM140 48L138 47V50H139ZM165 49V48H164ZM171 49H173V48H171ZM170 49V50H171ZM175 49V50H176ZM1 50V49H0ZM95 50V49H94ZM105 50V49H104ZM106 50H107V48H106ZM108 50H109V48H108ZM116 50V49H115ZM114 50V51H115ZM141 50V49H140ZM145 50H147V48L145 49ZM174 50V51H175ZM97 51V50H96ZM95 51V52H96ZM121 51V50H120ZM126 51V50H125ZM130 51V50H129ZM132 51V52H133ZM201 51V50H200ZM199 51V52H200ZM106 52H109V51H106ZM117 52H119V51H115L114 53L116 54ZM123 52V51H122ZM121 52V53H122ZM120 53V52H119ZM124 53V52H123ZM136 53V52H135ZM148 53H149V51H148ZM195 53V52H194ZM111 54V53H110ZM109 54V55H110ZM125 54V53H124ZM156 54V53H155ZM117 55V54H116ZM119 55V54H118ZM121 55V54H120ZM127 55V54H126ZM191 56V55H190ZM115 57V56H114ZM120 57V56H119ZM43 58V57H42ZM177 59V58H176ZM53 61L52 62H54V58L52 59ZM56 60V59H55ZM40 61V60H39ZM43 61V60H42ZM45 61V60H44ZM47 61H48V59H47ZM47 61H45V62H47ZM243 62V61H242ZM37 63H38V61H37ZM36 63V64H37ZM48 63V62H47ZM49 63H51V62H49ZM49 63H48V67L50 66L49 65ZM45 64V63H44ZM55 64V63H54ZM187 64V63H186ZM185 64V65H186ZM41 65V67H42V63L40 64ZM73 66V65H72ZM84 66V65H83ZM135 66V65H134ZM155 66V65H154ZM22 67V66H21ZM33 67V66H32ZM35 67H36V65H35ZM37 67H38V64H37ZM56 68H57V66H56ZM22 69H25V68H22ZM37 69H39V67L37 68ZM41 69V68H40ZM39 69V70H40ZM46 69H48L47 68V66H46ZM132 69V68H131ZM42 70H43V68H42ZM82 70V69H81ZM85 71H86V69H84ZM89 69H87V71H88ZM33 71H34V68H33ZM33 71H32V73H33ZM52 71H54V70H52ZM84 71V72H85ZM128 71V70H127ZM42 72V71H41ZM43 72H44V70H43ZM46 72H48V71H46ZM45 72V74H47ZM55 72V71H54ZM83 72V71H82ZM89 72V71H88ZM86 73L87 74V77H89V78H91V83L93 82L92 81V77H94V76H96V73H95V75L94 76H92V77H90V76H88V74H90V72L89 73ZM23 73V72H22ZM157 73V72H156ZM35 74V73H34ZM34 74H32L31 76L33 77V75ZM44 74V73H43ZM42 74V75H43ZM80 74H82V73H80ZM85 74V75H86ZM106 74V73H105ZM129 74L130 73H128L127 75L129 76ZM16 75H17V73H16ZM38 75H40V73H38ZM84 75V73H83V76H85ZM107 75V74H106ZM123 75L124 74H122V76L121 77H123ZM131 75V74H130ZM11 76V75H10ZM9 76V77H10ZM76 76V75H75ZM75 76H73V77H75ZM98 76V75H97ZM97 76H96V78H97ZM103 76V75H102ZM101 76V77H102ZM132 76V75H131ZM8 77V76H7ZM14 77V76H13ZM17 77H19V76H17ZM16 77V78H17ZM29 77V76H28ZM37 77V76H36ZM41 77V76H40ZM44 75H43V79H44ZM77 77H79V75H77ZM106 77V76H105ZM120 77V78H121ZM134 77V76H133ZM149 77V76H148ZM5 78H6V76H5ZM21 78H23V76L21 77ZM48 78V77H47ZM71 77H69L68 76V80L69 81H72L71 79H70ZM88 78V80H90ZM107 78V77H106ZM106 78H105V81H106ZM123 78H125L124 79V81H126V77H125V75H124V77ZM123 78H121V79H123ZM130 78V77H129ZM3 79V78H2ZM9 78H7V80H8ZM18 79V78H17ZM20 79V78H19ZM25 79H26V77H25ZM29 79V78H28ZM32 79V78H31ZM39 79V78H38ZM74 79V78H73ZM85 79H87V78H85ZM84 79V80H85ZM94 79H95V77H94ZM98 79V78H97ZM112 79H113V77H112ZM112 79H111V81H112ZM114 79H115V77H114ZM113 79V80H114ZM131 79H132V77H131ZM146 79H147V77H146ZM6 80V79H5ZM4 80V81H5ZM12 80V79H11ZM21 80V79H20ZM27 80V79H26ZM33 80H35V79H33ZM45 80V79H44ZM77 80V78L74 80V81H76ZM79 80V79H78ZM77 80V81H78ZM155 80H157V79H155ZM2 81V80H1ZM23 81V80H22ZM31 80L29 79V83L28 82H26V83H28V84H34V83H31L30 82ZM63 81V80H62ZM74 81L73 82H71V84L70 85H68V83L69 82H67V84L66 85H68L69 86V89H74L75 88V85H76V83H74ZM98 81V80H97ZM108 81V80H107ZM121 82H119L118 83V85H121V84H123L124 83V81H122V80H120ZM127 81H131V80H127ZM127 81H126V83H127ZM160 81V80H159ZM189 81V80H188ZM5 82H7V81H5ZM17 82H19V80L17 81ZM24 82V81H23ZM22 82V83H23ZM43 82V81H42ZM79 82V81H78ZM85 82H87V81H85ZM90 82V81H89ZM95 82H96V80H95ZM110 81H108V83H109ZM114 82V81H113ZM145 82V78L143 79V83ZM156 82V81H155ZM177 82H179V81H177ZM185 82V80L183 81V83ZM82 83V82H81ZM84 83V82H83ZM83 83H82V85H83ZM102 83H107V82H102ZM101 82L100 83H98L97 84V88L98 89H100V90H102V91H106L108 88L105 86V85H103ZM108 83H107V85H108ZM132 83V82H131ZM180 83V82H179ZM4 84V83H3ZM6 84V83H5ZM20 85H21V82L19 83ZM62 85L64 84V82L63 83H61ZM86 84H89V83H85V85H84V87L86 86ZM115 85H116V83H114ZM158 84H160V83H158ZM189 84V83H188ZM15 85H17V84H15ZM23 85V84H22ZM38 86H39V82H38V84H37ZM43 85H44V83H43ZM90 85V84H89ZM114 85V86H115ZM118 85L117 86H115V88L117 87L118 88ZM126 85V87H127V84H125ZM133 85V84H132ZM154 86L156 85L155 83L153 84ZM174 85H175V83H174ZM174 85H173V87H174ZM180 85V88L182 87V83L181 84H179ZM2 86V85H1ZM9 86V84H7V87ZM11 86V85H10ZM9 86V87H10ZM32 86V85H31ZM47 87V84H45L44 85V88H46ZM77 86H78V84H77ZM93 86V85H92ZM92 86H91V88H92ZM95 86V85H94ZM111 86V85H110ZM113 86V87H114ZM129 86H130V84L128 85V88H129ZM139 86V85H138ZM200 86V85H199ZM203 86V85H202ZM20 87V86H19ZM22 87V86H21ZM23 87H24V85H23ZM28 87V86H27ZM36 86L34 85V90L37 88H35ZM62 87V86H61ZM74 87V88H73ZM90 87V86H89ZM120 87V86H119ZM123 87V86H122ZM131 87V86H130ZM133 88H135L136 86L135 85H133L132 86ZM132 87H131V89L130 90H132ZM144 87V86H143ZM6 88V87H5ZM17 88V87H16ZM32 88V87H31ZM67 88V87H66ZM78 88H79V86H78ZM112 88V87H111ZM114 88V89H115ZM127 88V89H128ZM140 88H141V86H140ZM152 88V87H151ZM159 88H160V86H159ZM186 89L188 88V86H186L185 87ZM200 88V87H199ZM10 89V88H9ZM26 89V88H25ZM39 89V88H38ZM48 88H46V90H47ZM50 89V88H49ZM63 89V88H62ZM71 89V90H72ZM123 89H125V88H123ZM137 89V88H136ZM189 89V88H188ZM243 89V88H242ZM0 90H1V88H0ZM13 90H14V88H13ZM30 90V89H29ZM29 90H27V91H29ZM40 90V89H39ZM38 90V91H39ZM45 90V89H44ZM43 90V91H44ZM45 90V91H46ZM56 90V89H55ZM70 90V91H71ZM83 90V89H82ZM85 90H87V89H85ZM112 90V89H111ZM117 90V89H116ZM121 90H122V88H121ZM129 90V91H130ZM172 90V89H171ZM196 90H197V88H196ZM226 90V89H225ZM231 90V89H230ZM49 91V90H48ZM59 91V90H58ZM58 91H57V95H59L58 94ZM61 91V90H60ZM63 91H65V90H62L61 92H63ZM123 91V90H122ZM128 91V92H129ZM190 91H192V90H190ZM195 91V90H194ZM200 91V90H199ZM203 91V90H202ZM204 91H205V89H204ZM243 91H244V89H243ZM14 92V91H13ZM60 92V94H62ZM69 92V91H68ZM118 92H120V89L118 88ZM185 92V91H184ZM183 92V93H184ZM196 92H198V90L196 91ZM215 92H216V90H215ZM245 92V91H244ZM247 92V91H246ZM8 93H9V91H8ZM15 93V92H14ZM29 93V92H28ZM40 93V92H39ZM71 93H73L72 91H71ZM195 93V92H194ZM18 94L20 95L21 94V92L20 93H17V96H18ZM52 94H53V92H52ZM69 94H70V92H69ZM107 93H105L104 94V92H103V96L104 95H106ZM109 94V93H108ZM168 94H169V91H168ZM176 94V93H175ZM204 94V93H203ZM219 94V93H218ZM245 94V93H244ZM14 95L15 94H12V96H10V93H9V96L8 97H14ZM26 95H27V93H26ZM25 95V96H26ZM55 95V94H54ZM63 95V94H62ZM62 95H60V97L62 96ZM64 95H65V93H64ZM72 95V94H71ZM174 95V94H173ZM172 95V96H173ZM181 95V94H180ZM205 95V94H204ZM208 95V94H207ZM245 95H247V94H245ZM21 96V95H20ZM19 96V97H20ZM43 97L41 94L40 95H38V98L39 97ZM73 96V95H72ZM108 96V95H107ZM106 96V97H107ZM176 96H177V94H176ZM182 96V95H181ZM180 96V97H181ZM184 96V95H183ZM186 96V95H185ZM5 97H6V95H5ZM8 97H7V100H8ZM66 97V96H65ZM75 97V96H74ZM167 97V96H166ZM171 97V96H170ZM227 97V96H226ZM230 97V96H229ZM15 98H16V95H15ZM15 98H13V99H15ZM18 98V97H17ZM24 98V97H23ZM22 98V99H23ZM80 98V97H79ZM105 98V97H104ZM176 98V97H175ZM200 98V97H199ZM198 98V99H199ZM209 98V97H208ZM6 99V98H5ZM4 99V100H5ZM19 99V98H18ZM21 98L19 99V100H22ZM74 99V98H73ZM212 100H215V99H213V98H211ZM224 99H225V103H226V106H229V103H230V99H231V97L230 98H228V99H226L225 97H224ZM247 99V98H246ZM2 100H3V98H2ZM42 100V102L43 101H45V99H41ZM52 100V99H51ZM50 100V101H51ZM72 100V99H71ZM79 100H81V99H79ZM163 100V99H162ZM168 100H169V95H168ZM171 100V99H170ZM174 100V99H173ZM248 100V99H247ZM11 101H12V99H11ZM56 101H58V100H56ZM132 101V100H131ZM161 101V100H160ZM175 101V100H174ZM245 101V100H244ZM249 101H250V99H249ZM248 101V102H249ZM256 101V100H255ZM20 102V101H19ZM29 102H31L32 103V101H29ZM49 102V101H48ZM47 102V103H48ZM96 102H97V100H96ZM108 102V101H107ZM171 102H172V100L170 101V104H171ZM191 102V101H190ZM193 102V101H192ZM204 102H205V100H204ZM203 102V103H204ZM214 102V101H213ZM216 102V101H215ZM214 102V103H215ZM231 102H233V101H231ZM251 102V101H250ZM5 103V102H4ZM12 103V102H11ZM14 104H15V102H13ZM21 103H24V102H21ZM28 103V102H27ZM51 102H49L48 103V105L50 106L51 104H50ZM55 103V102H54ZM89 103V102H88ZM156 103V102H155ZM159 103V102H158ZM158 103H157V105H158ZM175 103H176V101H175ZM175 103H172L173 105H175ZM217 103V102H216ZM244 103H246V101L244 102ZM44 104V103H43ZM42 104V106H45V105H43ZM78 104H80V102L78 103ZM81 104H82V101H81ZM80 104V105H81ZM100 104H102V102L100 103ZM104 104V103H103ZM134 104V103H133ZM160 104V103H159ZM164 104H166V103H164ZM5 105V104H4ZM3 105V106H4ZM6 105H7V103H6ZM13 105V104H12ZM17 104H15V106H16ZM23 106H22V108L20 109L19 108V111H18V115H17V118H16V116H15V119L19 122V123H23V122H25L24 121V119L26 118V116L27 117H29V119H30V121L28 122V123H26L28 126H30V131L28 132V135L26 134V132H25V126H26V124L24 123V129H20L17 133H14L15 131H16V129H15V131L13 132V134L11 133H9L10 135H8V133H7V135L6 134H2L1 136H0V145H4L5 147L7 146V144L8 143H10L11 145H16V139H18L19 140V138L22 140V142H21V144H25V145H29V147H30V143H31V141L33 142V141H35L36 140V138H35V136L37 135V131H36V129L34 130V129H32V127L31 126H33V124L34 123H36V125H40L41 123H43L44 122V117L42 116V115H39L38 114V116H37V113H36V111H35V113L36 114H33V115H35V117H30L31 116V114H32V109L30 108V111H31V114H30V111H29V108H26V109H23V107H24V104H22ZM53 105V104H52ZM65 105V104H64ZM107 105V104H106ZM155 105V104H154ZM153 105V107L155 108V107H157V105L156 106H154ZM192 105V104H191ZM193 105H195V104H193ZM201 105V104H200ZM209 105V104H208ZM216 105H218V104H216ZM225 106L224 105V100L223 101H221V103H219V106H220V108H222L223 106ZM1 106V105H0ZM25 106H26V104H25ZM27 106H28V104H27ZM34 106V105H33ZM39 106V105H38ZM47 106V105H46ZM71 107H72V105H70ZM131 106V105H130ZM135 106V105H134ZM151 106V105H150ZM150 106H149V109H150ZM167 106V105H166ZM195 106H197V105H195ZM205 106H206V104H205ZM204 106V107H205ZM213 107H214V105H212ZM232 106V105H231ZM36 106H34V108H35ZM48 107V106H47ZM52 108H53V106H51ZM76 106L74 105V108H75ZM89 107V106H88ZM97 107V106H96ZM131 107H133V106H131ZM130 107V108H131ZM163 107V106H162ZM161 107V105H160V107L158 108V109H160V108H162ZM203 107V108H204ZM1 108V107H0ZM9 108H12L11 110L13 111V108H14V106H6V109L8 110ZM18 108V107H17ZM43 108V107H42ZM45 108V107H44ZM61 108V107H60ZM83 109H84V107H82ZM86 108V107H85ZM108 108V107H107ZM140 108V107H139ZM139 108H138V110H139ZM177 108H178V103H177ZM216 108H218V107H216ZM216 108H214L215 109V111H217L216 110ZM220 108H219V110H220ZM47 109V108H46ZM82 109V110H83ZM91 109H92V107H91ZM94 109V108H93ZM101 108H99V110H100ZM104 109V108H103ZM103 109H102V111H103ZM163 109H164V107H163ZM170 109H172V108H170ZM169 109V110H170ZM184 109V108H183ZM3 110H4V108L2 109V111H1V109H0V111L1 112H3ZM10 110V109H9ZM10 110V112H12ZM37 110H38V108H37ZM45 110V109H44ZM48 110V109H47ZM72 110V109H71ZM74 110V109H73ZM78 110V109H77ZM87 110H89V109H87ZM138 110H137V112H138ZM155 110V109H154ZM182 110V109H181ZM189 110H191L190 108L187 110V112L189 111ZM199 110H201V108L199 109ZM41 111V110H40ZM79 111V110H78ZM77 111V112H78ZM92 111V110H91ZM94 111V110H93ZM97 111V110H96ZM101 111V110H100ZM128 111V110H127ZM131 111V110H130ZM150 111V110H149ZM148 111V112H149ZM151 111H152V109H151ZM177 111H178V113L179 112H182V111H180L179 109H177ZM202 111V110H201ZM201 111L198 113V114H200L201 113ZM204 111V110H203ZM203 111H202V113H203ZM210 111H211V108H210ZM221 111V110H220ZM10 112H8V113H10ZM72 112V111H71ZM136 112V111H135ZM136 112V113H137ZM144 112H146V109H145V111ZM191 112V111H190ZM205 112V111H204ZM213 112V111H212ZM4 113V116H2V117H4L5 118V112H3ZM13 113H14V111H13ZM13 113L12 114H9V116H11V115H13ZM90 113V112H89ZM88 112H87V115L86 116H88V114H89ZM101 114H102V112H100ZM126 113H129V111L128 112H126ZM141 113V112H140ZM147 113V112H146ZM150 113V112H149ZM210 113V112H209ZM15 114H17V112L15 113ZM73 114H74V112H73ZM82 114H83V112H82ZM92 114V113H91ZM97 114V113H96ZM105 114V115H104ZM132 114V113H131ZM130 114V115H131ZM134 114V113H133ZM133 114L131 115V118H132V116H133ZM137 114H139V112L137 113ZM173 114V113H172ZM207 114V113H206ZM212 114V113H211ZM214 114V113H213ZM216 114H218V113H215V116H216ZM45 115V114H44ZM59 115V114H58ZM90 115V114H89ZM95 115V114H94ZM103 115L104 116H106L107 117V113L105 112V113H103ZM102 115V116H103ZM126 115V114H125ZM157 115V114H156ZM159 112H158V117H159ZM183 115H184V113H183ZM188 115V114H187ZM190 115V114H189ZM0 116V120H1V117ZM78 116H79V114H78ZM97 116V115H96ZM95 116V117H96ZM104 116H103V118H104ZM146 116V115H145ZM59 117H60V115H59ZM84 117H85V115H84ZM83 117V118H84ZM93 117V116H92ZM136 117H138V115L136 116ZM162 117V116H161ZM164 117V116H163ZM163 117H162V119H163ZM166 117V116H165ZM174 117H175V119H177L176 118V116L174 115ZM183 117V116H182ZM191 117H194V116H191ZM51 118V117H50ZM63 118H64V114H63ZM66 118V117H65ZM64 118V119H65ZM87 118H91V117H86V121H87ZM124 118H125V116H124ZM128 119H129V117H127ZM3 119V118H2ZM8 119V118H7ZM13 119V118H12ZM15 119H13V121L15 120ZM54 119V118H53ZM57 119V118H56ZM67 119H69V118H67ZM93 119V118H92ZM99 118H97V120H98ZM111 119V118H110ZM162 119H160L159 118V121H161ZM170 119V118H169ZM15 120V121H16ZM27 120V119H26ZM46 120V119H45ZM96 120V124L97 123H99L100 124V122H98ZM100 120V119H99ZM105 121H106V119H104ZM114 120V119H113ZM137 121H138V119H136ZM136 120H134V121H136ZM164 120H166V119H164ZM186 120H187V118H186ZM185 120V121H186ZM189 118H188V123H189ZM207 120V119H206ZM209 120H210V118H209ZM10 121V120H9ZM12 121V122H13ZM58 121V120H57ZM75 121V120H74ZM82 121V120H81ZM89 121V120H88ZM104 121V122H105ZM123 121H124V119H123ZM126 121V120H125ZM129 121V120H128ZM133 121V120H132ZM131 121V122H132ZM141 121V120H140ZM170 121V120H169ZM169 121H168V123H169ZM185 121H181L178 125L179 126H181L182 128H184V127H186V129H187V127L189 126L188 125V123L187 122H185ZM198 121V120H197ZM4 122V121H3ZM49 122V121H48ZM71 122H73L72 120H71ZM83 122V121H82ZM93 122H94V120H93ZM152 122V121H151ZM150 122V123H151ZM153 122H155V121H153ZM163 122V121H162ZM174 122V121H173ZM177 122H179V121H177ZM15 123H17V122H15ZM46 123V122H45ZM76 123H78L77 121H76ZM76 123H75V127H76V130H77V126H76ZM103 122H101V124H102ZM107 123V122H106ZM109 123V122H108ZM107 123V124H108ZM111 123V122H110ZM140 123V122H139ZM165 124H166V122H164ZM176 123V122H175ZM175 123H173V125L175 124ZM192 123V122H191ZM205 123V122H204ZM47 124H49V123H47ZM47 124H45V125H47ZM81 124V123H80ZM85 124H86V122H85ZM87 124H88V122H87ZM90 124V123H89ZM95 124V125H96ZM100 124V125H101ZM134 124H135V122H134ZM134 124H133V126H134ZM156 124V123H155ZM162 124V123H161ZM171 124V123H170ZM196 124V123H195ZM42 125V124H41ZM44 125V124H43ZM45 125H44V127H45ZM82 125V124H81ZM93 125V124H92ZM99 125V126H100ZM148 125H150V124H148ZM159 125V123H157V126ZM176 125V124H175ZM192 125V124H191ZM23 126V125H22ZM28 126H27V128H28ZM78 126H79V123H78ZM83 126V125H82ZM91 126V125H90ZM138 126V125H137ZM170 126V125H169ZM197 126V125H196ZM199 126V125H198ZM198 126H197V128H198ZM205 126V125H204ZM42 127V126H41ZM84 127V126H83ZM94 127V126H93ZM151 127H152V123H151ZM150 127V128H151ZM175 127V126H174ZM190 127V126H189ZM70 128H72V127H70ZM86 128H87V126H86ZM91 128H92V126H91ZM127 128V127H126ZM140 128H142V127H140ZM153 128H154V126H153ZM177 128V126L175 127V129ZM61 129H62V127H61ZM128 129H129V127H128ZM127 129V130H128ZM136 129H139L138 127H136L135 128V130ZM146 129H147V127H146ZM164 129V128H163ZM189 129V128H188ZM42 130H44V128L42 129ZM54 130V129H53ZM71 130V129H70ZM82 130V129H81ZM83 130H84V128H83ZM88 130V129H87ZM94 130V129H93ZM97 129L95 128V131H96ZM130 130V129H129ZM133 130H134V128H133ZM141 130V129H140ZM139 130V131H140ZM151 130H152V128H151ZM150 130V131H151ZM61 131V130H60ZM79 131H80V129H79ZM92 131V130H91ZM95 131H93L94 132V135H95V137L96 138H99V131H96V133H95ZM153 131V130H152ZM167 131V130H166ZM171 131H172V129H171ZM0 132H1V130H0ZM7 132V131H6ZM12 132V131H11ZM39 132V131H38ZM44 132V131H43ZM42 132V133H43ZM54 132H55V130H54ZM58 132V130L56 131V133ZM66 132V131H65ZM126 132V131H125ZM143 132V131H142ZM154 132H155V130H154ZM195 129H194V134H193V132H192V134H193V136L194 135H196L195 134ZM203 132V131H202ZM49 134H50V132H48ZM56 133H54L55 135H56ZM60 133V132H59ZM130 131H128V133H127V135H124V139H123V142L124 141H126V145H125V148L127 147V144L129 145L130 143H131V141H134V142H136V138H137V136L136 135H134V136H129L130 134ZM131 133H133V132H131ZM136 133V132H135ZM223 133V132H222ZM237 133V132H236ZM39 134L40 135H42L40 132H39ZM65 134V133H64ZM88 134H89V130H88ZM90 134H92V133H90ZM125 134V133H124ZM181 134V133H180ZM45 135H47V134H45ZM58 135V134H57ZM60 135V134H59ZM58 135V136H59ZM66 135V134H65ZM70 135H72V133L70 134ZM76 135V134H75ZM79 135H81V134H79ZM140 135V132L138 133V136ZM141 135H144V133H142ZM44 136V135H43ZM129 136V137H128ZM168 136V135H167ZM167 136H166V138H167ZM239 136H240V134H239ZM242 136V135H241ZM240 136V137H241ZM37 137V136H36ZM52 137H55L56 138V136H52ZM70 137V136H69ZM92 137H94V136H92ZM92 137H91V139H92ZM94 137V138H95ZM117 137H118V135H117ZM145 137H146V133H145ZM227 137V136H226ZM232 137V136H231ZM235 137V136H234ZM237 137H238V134H237ZM50 138V137H49ZM58 138H60V136L58 137ZM64 138V137H63ZM66 138V137H65ZM68 138V137H67ZM76 138V137H75ZM88 138H90V137H88ZM134 138V140H132ZM175 138V137H174ZM180 138H181V135H180ZM243 139H242V141H239L238 143H235V142H233V145H231V143H230V145H228V143H227V145L226 144H224L225 145V147H223L224 148V150L223 151H221V149H222V146L220 147L221 149H219L220 150V154L217 156V158H216V156H215V159L216 160H214V162L213 163H209L211 166H212V164H213V166H214V169H210V165H209V170H210V173H206V171H205V169L203 168V167H201V166H199V165H195L194 166V168L192 167V169H194L195 170V172L193 173V175L190 177V175L192 174H190L189 175V177H190V186H191V192L192 193H190L191 195H189V197H188V202L187 203H184V197L186 196V195H188V193H186V191L183 189V188H179V187H177V188H174L175 186H173V181H171L172 182V185H168L167 187H165V192H166V195H165V199H164V201H165V208L166 209H168V208H170L171 210H172V208H175L176 210H178L179 211V215H180V212H181V217H180V220L181 221H183V220H186V219H189V218H192V217H194V213L193 212H198V211H202V218H201V220H199V227L197 228V229H195L196 230V236H198V238L199 239H201V240H203L205 243H207L208 244V242H210V243H212L211 242V236L213 235V234H215L216 233V227H218L219 225L217 224V222H218V219L219 218H221L222 216H226V215H230L231 213H233V215H234V221H233V225L235 224V227L237 226V229H235V232L236 233H238L239 231H240V233L241 234H243L242 236H241V238L240 239H234L233 240V235L232 236H230L231 235V233L229 234V236L228 237H231V240L233 241V244L232 245H230L229 247H227V248H222V250H221V252H219V254L217 255V256H215L214 258H212L211 260L209 259V261H208V264H220V258L221 257H229V256H231V255H233V254H235V253H238V254H244L245 256H246V254H247V250H246V247L245 246H247V242H249V241H251L252 240V242H253V240L254 239H257L258 241H260V240H263V243L260 245V246H258V248H257V253L258 254H263V257H264V225H261V226H259L258 228L257 227H255L254 226V230H252L251 232H249V225H247V223H245L244 222V220L246 221V220H249V219H251V220H255V219H257L258 218V214L259 213H261L262 215H263V218H264V210H262V208L260 207V206H258V205H256V203L258 204V203H260V202H263L264 203V197H261L260 196V194H255V192H257V189L259 188V189H261V191L260 192H263V189H264V159L262 160V161H260V163H259V172L258 173H255V174H253V175H251V176H249L247 179V182L249 183V185H250V189H251V187L254 189V194L256 195V196H254L253 198H252V211L250 212V214H251V216L248 214V210L247 209H243V208H241L242 206H240L239 205V203L240 202H242V200H245V199H247V198H245V196H243L242 194H239V191H238V193H237V196H238V194H239V197H237L235 200H236V204L235 205H233V204H231V202H229V201H227L228 200V195L226 196V198L227 199H223L222 198V196L221 197H219V192L222 190V186L223 185H221V181H219V179H221V177L219 178V172H225L226 170H229L228 168L230 167V166H232V165H235V166H239V165H244L246 162H248V160H250L249 159V155L247 156V154H252L251 155V157L253 156V157H255L254 156V154L255 153H257L256 151H255V146L256 145H254V140H253V138L254 137H252V135L250 134V133H248L247 131H246V133H244L243 134V137H242ZM62 139V138H61ZM80 139V138H79ZM110 139H111V137H110ZM109 139V140H110ZM142 139V138H141ZM182 139V138H181ZM227 139H229V137H227ZM237 139V138H236ZM20 140V141H21ZM50 140V139H49ZM53 140H55V139H53ZM66 140V139H65ZM68 140V139H67ZM77 140V139H76ZM75 140V141H76ZM99 140H101V139H99ZM120 140V139H119ZM163 140V139H162ZM178 140H179V138H178ZM219 140V139H218ZM231 140V139H230ZM19 141V142H20ZM37 142H38V140H36ZM41 141V140H40ZM44 141H46V138L44 139ZM51 141H52V139H51ZM51 141H50V143H51ZM59 141H60V139H59ZM62 141H64V140H62ZM86 141L88 142V140L86 139ZM103 141V143L104 144H107L108 142L107 141H104V140H102ZM111 141H112V139H111ZM172 141V140H171ZM180 141H182V140H180ZM180 141H178V142H180ZM188 141V140H187ZM238 141V140H237ZM236 141V142H237ZM68 142H70V140L68 141ZM71 142H72V140H71ZM70 142V143H71ZM82 142H83V140H82ZM142 142V141H141ZM140 142V143H141ZM145 142L146 141H144V139H143V143L145 144ZM220 142V141H219ZM228 142H229V140H228ZM40 144H37V148H39V145H41V142H39ZM55 143H56V141H55ZM59 143V142H58ZM73 143H74V140H73ZM167 143V142H166ZM184 143H185V141H184ZM209 143V142H208ZM218 143V142H217ZM222 143V142H221ZM52 144V143H51ZM62 144V143H61ZM68 144V143H67ZM90 143L88 142V145H89ZM111 144H114V145H116L115 147H117L118 148V145L119 146H121L122 145V141H118V140H116V139H114V141H113V143H111ZM152 144V143H151ZM168 144V143H167ZM215 144V143H214ZM223 144V143H222ZM221 144V145H222ZM246 144V145H245ZM25 145H24V147H25ZM32 145H34L33 143H32ZM45 145V144H44ZM54 145V144H53ZM70 145V144H69ZM80 145H82V144H80ZM84 145H86V143L84 144ZM130 145H132V143L130 144ZM182 145V144H181ZM211 145V144H210ZM218 145H219V143H218ZM4 146H2V147H4ZM19 147H20V144L18 145ZM17 146V147H18ZM34 146H36V145H34ZM62 146H63V144H62ZM83 146V145H82ZM150 146V145H149ZM213 145H211V147H212ZM214 146H216V144L214 145ZM245 146V147H244ZM17 147H15V148H17ZM41 147V146H40ZM44 147V146H43ZM65 147V146H64ZM84 147V146H83ZM129 147V146H128ZM127 147V148H128ZM109 148V147H108ZM124 147H122V150H124L123 149ZM130 148V147H129ZM218 148V147H217ZM5 149H7V148H5ZM21 149V148H20ZM34 149V148H33ZM97 150V149H96ZM110 150V149H109ZM121 150V149H120ZM119 148H118V152L117 153H119ZM146 150V149H145ZM144 150V151H145ZM148 150H149V147H148ZM202 150V149H201ZM218 150V151H219ZM11 151V150H10ZM15 151V150H14ZM76 151V150H75ZM87 151V150H86ZM86 151H85V153H86ZM99 151H100V149H99ZM98 151V152H99ZM103 151H105V150H103ZM108 150H106V152H107ZM112 151V150H111ZM117 151V150H116ZM126 151V150H125ZM124 151V152H125ZM144 151H142V152H144ZM163 151V150H162ZM178 151V150H177ZM208 151H210V152H212L213 151V149H208ZM247 152L248 151V153L246 154V153H244V152ZM9 152V151H8ZM13 152V151H12ZM70 152V151H69ZM96 152V151H95ZM112 152H114L115 153V150H113ZM126 152H128V151H126ZM154 152V151H153ZM165 152V151H164ZM217 152V151H216ZM215 152V153H216ZM250 152V153H249ZM73 153H74V151H73ZM72 153V154H73ZM89 153V152H88ZM101 153H103V152H101ZM107 153H109V151L107 152ZM7 154V153H6ZM37 154V153H36ZM93 154V153H92ZM139 154V153H138ZM142 154V153H141ZM140 154V155H141ZM144 154V153H143ZM148 154V153H147ZM154 154H155V158H157L158 156L156 155V153L154 152ZM208 154H209V152H208ZM217 154H218V152H217ZM216 154V155H217ZM244 154V155H243ZM246 154V155H245ZM108 155V154H107ZM140 155H139V158H140ZM153 155V154H152ZM213 155V154H212ZM35 156V155H34ZM111 156V155H110ZM113 156V155H112ZM157 156V157H156ZM163 156H164V153H163ZM174 156H175V158H176V154H174ZM174 156H171L172 158L174 157ZM193 156V155H192ZM211 156V155H210ZM97 157V156H96ZM101 157V156H100ZM132 157V156H131ZM138 157V156H137ZM165 157H166V155H165ZM123 158V157H122ZM196 158H198V156L196 157ZM203 158H205V157H203ZM104 159V158H103ZM131 159H133V157L132 158H130V160ZM145 159V158H144ZM209 159V158H208ZM212 159V158H211ZM255 159V158H254ZM99 159L98 158H96V159H94L93 160V162L94 163H96L95 165H97V166H99V167H101V165L99 164V161H98ZM101 160H102V158H101ZM104 160H106V158L104 159ZM135 160H136V158H135ZM139 160V159H138ZM160 160H162V157H160ZM160 160H159V162H160ZM172 161L173 160H175V159H171ZM170 160V161H171ZM252 160V159H251ZM260 160V159H259ZM13 161H15V160H13ZM39 161V160H38ZM37 161V162H38ZM45 161V160H44ZM44 161H41V162H43V164H44ZM144 161V160H143ZM147 161V160H146ZM163 161L165 162L166 160H164L163 159ZM170 161L169 162H167V164L165 163V167L167 166L168 167V165L170 164ZM202 161V160H201ZM253 161V160H252ZM26 162V161H25ZM37 162L35 163V164H37ZM142 162V161H141ZM177 162V161H176ZM176 162H174V163H176ZM19 163V162H18ZM24 163V162H23ZM47 163H48V160H47ZM92 163V162H91ZM102 163H103V161H102ZM101 163V164H102ZM138 163H139V161H138ZM137 163V164H138ZM148 163H150L149 161H148ZM156 163V162H155ZM154 163V164H155ZM161 163V162H160ZM202 163H203V161H202ZM252 163V162H251ZM250 163V164H251ZM17 164V163H16ZM21 164V163H20ZM85 164V163H84ZM104 164V163H103ZM129 164V163H128ZM126 165V167L128 166V168H129V165ZM154 164H153V166H154ZM163 164V163H162ZM162 164H161V166H162ZM15 165V164H14ZM25 165V164H24ZM26 165H29V163L27 162L26 163ZM50 165V164H49ZM88 165H90V164H88ZM107 165V164H106ZM159 165V164H158ZM13 166V165H12ZM21 166H22V164H21ZM34 166V165H33ZM43 166V165H42ZM79 166V165H78ZM111 166V165H110ZM117 166V165H116ZM135 167H136V164L134 165ZM190 166V165H189ZM205 166H206V168H207V166H208V164H205ZM212 166V167H213ZM28 167V166H27ZM58 168H59V166H57ZM92 167H94V166H92ZM114 167V166H113ZM126 167H123V168H126ZM159 167V166H158ZM164 167V166H163ZM186 167V166H185ZM1 168V167H0ZM13 168H17L18 169V167L16 166V167H13ZM38 169H40L41 170V166H40V168H39V166L37 167ZM55 168H56V166H55ZM128 168H127V172L128 173H130L129 171H128ZM131 168V167H130ZM149 168V167H148ZM154 169H155V167H153ZM255 168V167H254ZM3 169V168H2ZM11 169V168H10ZM35 169V168H34ZM42 169H44V168H42ZM53 169H54V167H53ZM57 169V168H56ZM83 170H84V172H86V171H88L89 169L87 168V167H84V168H82ZM92 169V168H91ZM100 169V168H99ZM102 169V177L98 180V179H92V177H90L89 178V182L87 183L86 182V184H87V186L85 185V189H83V191H82V193H81V196H83V197H86L87 198V196H89L91 193H93V194H99L98 192H100V191H98V192H95L94 190H93V184H95V183H100L102 186H104V188H106L105 190H108V187H107V185H108V178H110V176H111V174H110V176L108 177V170L106 169V168H104V167H102L101 168ZM108 169H109V167H108ZM147 169V168H146ZM179 169V168H178ZM5 170V169H4ZM18 170H20V169H18ZM37 170V169H36ZM35 170V171H36ZM55 170V169H54ZM81 170V169H80ZM114 170H115V168H114ZM121 170V169H120ZM134 170V169H133ZM156 170V169H155ZM159 172L161 173L162 171H161V169L159 168ZM181 170V169H180ZM184 170H186V168H184ZM193 170V171H194ZM209 170H207L208 172H209ZM235 170V169H234ZM6 171V170H5ZM58 171V170H57ZM79 171V170H78ZM82 171V170H81ZM92 171V170H91ZM93 171H94V169H93ZM116 171V170H115ZM123 171H124V169H123ZM229 171H231V170H229ZM246 171V170H245ZM257 170H255V172H256ZM0 172H2L1 171V169H0ZM7 172V171H6ZM9 172V171H8ZM11 172H12V169H11ZM60 172V171H59ZM84 172H80L81 173V175L82 174H84ZM126 172V173H127ZM149 172H150V170H149ZM181 172V171H180ZM184 172V171H183ZM190 172H192V170L190 171ZM205 172V173H204ZM227 172V171H226ZM38 173H39V171H38ZM75 175H74V174ZM70 172L69 170L67 171V170H64V171H62V176L64 177L63 179H65V180H68L69 178H73V179H76V173H75V171L74 172ZM91 173V172H90ZM116 173H117V171H116ZM119 173H121V172H119ZM135 173H136V171H135ZM141 173H143V171L141 172ZM140 173V174H141ZM146 172H144V176L146 175L145 174ZM152 173V172H151ZM175 173V172H174ZM179 173V172H178ZM233 173V172H232ZM231 173V174H232ZM13 174V173H12ZM18 174H20V173H18ZM34 174H35V172L34 171H30L29 170V168L28 169H26L25 168V170H24V173H23V176H24V180H25V182H26V185H28V186H33V176H34ZM55 174V173H54ZM87 174V173H86ZM92 174V173H91ZM133 174V173H132ZM206 174V175H205ZM207 174H208V176H207ZM225 174V173H224ZM231 174H228L229 176L231 175ZM245 174V173H244ZM9 175H10V172H9ZM16 175H17V170H16ZM16 175H15V177H16ZM20 175H22V174H20ZM36 175V174H35ZM52 175H53V173H52ZM85 175V174H84ZM84 175H83V178H84ZM119 175V174H118ZM125 175V174H124ZM124 175L123 174H121L120 175V177H119V180H118V178H117V181H118V184H117V186H116V188L118 187V189L120 188V190H121V188H125L126 186H128L129 188H130V190L132 189V188H136L137 189V187H135L136 186V184H139V182H140V179H137V178H135L136 176H134V178L132 177V175H131V177L130 178H132V179H130L128 182H127V180H125V178H124ZM128 175V174H127ZM135 175V174H134ZM142 175V174H141ZM153 175V174H152ZM178 175V174H177ZM179 175H180V173H179ZM187 175V174H186ZM19 176V175H18ZM53 176H55L56 177V175H53ZM147 176V175H146ZM149 176V175H148ZM183 176H185L184 174H183ZM222 176V175H221ZM228 176V177H229ZM3 177H5L4 176V173H3ZM20 177V176H19ZM58 177V176H57ZM57 177H56V181H57ZM78 177V176H77ZM85 177H86V175H85ZM94 177V176H93ZM125 177H127V176H125ZM137 177H139V176H137ZM231 177H234V182L233 181H231V182H229L228 183V190H229V192H230V195H231V199H232V201L234 200V198H233V189H235L234 187L237 185V184H239V183H242L245 179H243L242 177H241V175H240V173H239V170L237 169V167H236V170L234 171V174L233 175H231ZM7 178H9L8 176H7ZM46 178H48V176L46 177ZM79 178V177H78ZM77 178V179H78ZM88 178V177H87ZM178 178V177H177ZM184 178H186V176L184 177ZM225 178H226V176H225ZM5 179H6V177H5ZM36 179V178H35ZM61 179V177L59 178V180ZM129 179V178H128ZM227 179V178H226ZM226 179H224V180H226ZM4 180V179H3ZM13 180H14V178H13ZM47 180V179H46ZM80 180V179H79ZM86 180V181H87ZM137 180H138V182H137ZM147 180V179H146ZM176 180H178V179H175V182H176ZM180 180V179H179ZM222 180H223V178H222ZM232 180V179H231ZM17 181H18V179H17ZM23 181V178H22V180H20V182H22ZM35 181V180H34ZM54 181V180H53ZM167 181V184L169 183L168 182V180H166V177H165V182ZM4 182V181H3ZM2 182V183H3ZM11 182V181H10ZM51 182V181H50ZM81 182H83V181H81ZM179 182V181H178ZM178 182H177V184H178ZM187 182H188V180H187ZM2 183H1V185H2ZM16 183V182H15ZM14 183V184H15ZM47 185H48V183L47 182H45ZM53 183V182H52ZM180 183H181V181H180ZM183 183V182H182ZM5 184H6V182H5ZM5 184H4V186H5ZM61 184H62V182L60 183V184H58V185H60V189L62 190V188H61ZM170 184V183H169ZM176 184V185H177ZM189 184V183H188ZM188 184H187V186H188ZM246 184V183H245ZM19 185H21V184H19ZM23 185H24V183H23ZM63 185H64V181H63ZM93 185V186H92ZM186 185V184H185ZM244 185V184H243ZM15 186H17V185H15ZM14 186V187H15ZM25 186V185H24ZM46 185H44V187H45ZM112 186V185H111ZM153 186V185H152ZM166 186V185H165ZM179 186V185H178ZM181 186V185H180ZM189 186V187H190ZM1 187V186H0ZM2 187H3V185H2ZM19 187V186H18ZM27 187V186H26ZM25 187V188H26ZM53 187V186H52ZM95 187V186H94ZM157 187V186H156ZM163 187V186H162ZM182 187V186H181ZM241 187V190L243 189L242 188V186H240ZM240 187H238L239 189H240ZM247 187V186H246ZM12 188V187H11ZM21 188V187H20ZM32 188V187H31ZM35 188V187H34ZM37 188H39V187H37ZM37 188H36V191H37ZM47 188H49V187H47ZM96 188V187H95ZM115 187H113L112 186V189H114ZM15 189H16V187H15ZM56 188H54V191H57L58 192V194H61V192L59 191V188H57V190H55ZM128 188H126V190H127ZM153 189L154 188H152V192H153ZM156 189H159V187L158 188H156ZM161 189H163L164 190V187L163 188H161ZM7 190V189H6ZM9 191H10V189H8ZM21 190H23V189H21ZM30 190V189H29ZM43 190H45V189H43ZM96 190H99V188L97 189L96 188ZM104 189H102L101 191H103ZM129 190V189H128ZM130 190L128 191V193L130 192ZM190 190V189H189ZM245 190V189H244ZM252 190V189H251ZM0 191H2V188H1V190ZM46 191V190H45ZM53 191V192H54ZM71 191V190H70ZM69 191V192H70ZM73 191V190H72ZM109 191H110V189H109ZM117 191V190H116ZM137 191H138V189H137ZM160 191V190H159ZM162 191V190H161ZM246 192L248 191V190H245ZM12 192L14 193V190L12 189ZM15 192H16V190H15ZM18 192V191H17ZM20 192V191H19ZM33 192H35V190H33ZM40 192H42V190L41 191H39V193ZM47 192L48 191H46V195H47ZM60 192V193H59ZM65 192H68L67 190L65 191ZM106 192V191H105ZM121 192V191H120ZM125 192V191H124ZM151 192V191H150ZM149 192V193H150ZM242 192V191H241ZM252 192H253V190H252ZM10 193V192H9ZM45 193V192H44ZM44 193H42V195H44ZM49 193H52L51 191L49 192ZM48 193V194H49ZM74 193H75V191H74ZM77 193H79V192H77ZM113 193V192H112ZM111 193V194H112ZM117 193V192H116ZM122 193V192H121ZM128 193H124V194H128ZM164 193V192H163ZM1 194H2V192H1ZM0 194V195H1ZM3 194H5V193H3ZM19 194V193H18ZM36 194H38V193H36ZM57 194V195H58ZM93 194H91L90 195V198L88 197V199L90 200V199H92L91 198V196L93 195ZM101 194V193H100ZM151 194V193H150ZM150 194H148V199H149V195ZM156 194H158V193H156ZM249 194V193H248ZM248 194H246V197H247V195ZM7 195H9L8 193H7ZM16 195V194H15ZM33 195V194H32ZM57 195L55 194V193H53L52 194V197H51V199H48V200H50V201H54V200H56V199H58L57 198ZM64 196L66 195V194H63ZM71 195V194H70ZM78 195V194H77ZM106 195V194H105ZM108 195V194H107ZM245 195V194H244ZM2 196V195H1ZM6 196V195H5ZM18 196V195H17ZM29 196H30V194H29ZM38 196H39V194H38ZM48 196V195H47ZM68 196H69V194H68ZM97 196V195H96ZM103 196H104V193H103ZM128 196V195H127ZM158 196H162V194L161 195H158ZM224 196V195H223ZM235 196V195H234ZM11 197V196H10ZM14 198H15V196H13ZM26 197H27V195H26ZM34 197H36L37 198V196H35L34 195ZM49 197V196H48ZM73 197H75L74 195H73ZM77 197V196H76ZM75 197V198H76ZM92 197H94V196H92ZM108 197V196H107ZM119 197V196H118ZM163 197H164V195H163ZM252 197V196H251ZM18 198H19V196H18ZM30 198V197H29ZM29 198L27 199V200H29ZM35 198V199H36ZM40 198H41V196H40ZM39 198V199H40ZM70 198V197H69ZM74 198V199H75ZM104 198H106L105 196L104 197H101L100 195H98V197L96 198V200L99 202L101 199H104ZM130 198V197H129ZM221 198H222V200H221ZM249 198V197H248ZM1 199H3V198H1ZM10 199V198H9ZM38 199V200H39ZM63 199L65 200V202H64V204L62 205V206H60V208H62V207H65L64 205H65V203H69L68 202V198H66V197H63ZM87 199V200H88ZM116 199V198H115ZM144 199V198H143ZM151 199H152V197H151ZM154 199V198H153ZM6 200V199H5ZM8 200V199H7ZM17 200V199H16ZM46 200V199H45ZM63 200V201H64ZM77 200V199H76ZM81 200H82V197H81ZM110 200H112V198H111V196H110ZM124 200V199H123ZM156 200H158V199H156ZM234 200V201H235ZM248 200V199H247ZM11 201V200H10ZM32 201H34V200H32ZM69 201H71L72 202V200L71 199H69ZM94 201H95V199H94ZM131 201H132V198H131ZM152 201V200H151ZM231 201V200H230ZM19 202V201H18ZM37 202L38 201H36L35 203L37 204ZM49 202V201H48ZM57 202V201H56ZM60 202V201H59ZM58 202V203H59ZM78 202V201H77ZM81 202V201H80ZM79 202V203H80ZM92 202V201H91ZM104 202V201H103ZM105 202H106V200H105ZM112 202V205H113V203H116V205H117V203L118 202H114L113 200L112 201H110V203ZM125 202V201H124ZM154 202V201H153ZM247 202V201H246ZM14 203H15V200H14ZM27 203H28V201H27ZM31 203V202H30ZM57 203V204H58ZM72 203H74V202H72ZM86 203V202H85ZM88 203V202H87ZM90 203V202H89ZM108 203V202H107ZM109 203V204H110ZM126 203V202H125ZM160 203V202H159ZM1 204V203H0ZM55 204V203H54ZM57 204H55L54 206L55 207H57L56 205ZM62 204V203H61ZM60 203H59V205H61ZM95 204V203H94ZM93 204V205H94ZM98 204V203H97ZM104 204V203H103ZM106 204V203H105ZM141 204H142V202H141ZM145 205V207L143 206L142 208H146L147 206L146 205H148L147 204V201L144 203ZM151 204H153V203H151ZM150 204V205H151ZM17 204H15V206H16ZM31 205H32V207H33V202L31 203ZM38 205H40V204H38ZM37 205V206H38ZM59 205H58V207H59ZM90 205V204H89ZM89 205H88V207H89ZM101 205V204H100ZM112 205H111V209H112ZM156 205L158 206V201H157V203H156ZM160 205V204H159ZM243 205H244V203H243ZM246 205V204H245ZM17 206H20L19 205V203H18V205ZM42 205H40V207H41ZM54 206L52 205V208L54 209ZM69 206H71V204H69ZM86 206V205H85ZM95 206V205H94ZM103 206H105V205H103ZM157 206L155 207V205H154V208H156V209H158L157 208ZM163 206V205H162ZM175 206V207H174ZM14 207V206H13ZM21 207V206H20ZM31 207V206H30ZM51 207V206H50ZM87 207V208H88ZM100 207V206H99ZM98 207V208H99ZM116 208L118 207V206H115ZM122 207V206H121ZM127 207H128V205H127ZM150 207V206H149ZM149 207H147V208H149ZM161 207V206H160ZM249 206H247V208H248ZM17 208H19V207H17ZM38 208V207H37ZM67 208H70V207H68L67 206ZM86 208V207H85ZM84 208V209H85ZM95 208H97V207H95ZM108 208V207H107ZM110 208V207H109ZM114 208V207H113ZM115 208V209H116ZM151 208V207H150ZM164 208V207H163ZM235 208H238L239 210L236 212L234 209ZM15 209V208H14ZM45 209V208H44ZM48 209H50V208H48ZM64 209V208H63ZM72 209V208H71ZM120 209V208H119ZM161 209V208H160ZM170 209H168V210H170ZM17 210H18V212L21 210H19V209H16V210H14V211H16L17 212ZM23 210V209H22ZM24 210L25 211H27V209H25V207H24ZM35 210H37L36 208H35ZM41 210H42V208H41ZM59 210V209H58ZM97 210V209H96ZM99 210V209H98ZM127 210V209H126ZM170 210V211H171ZM45 211V210H44ZM53 211V210H52ZM65 211V210H64ZM87 211H89V210H87ZM117 211V210H116ZM119 211V210H118ZM124 211H125V208H124ZM144 210H142L141 212H143ZM148 211V210H147ZM146 211V212H147ZM164 211H165V209H164ZM17 212V213H18ZM32 212H33V210H32ZM41 212V211H40ZM66 212V211H65ZM92 212V211H91ZM99 212H100V210H99ZM140 212V211H139ZM146 212L144 211V214H145V216H147L146 215ZM151 212H152V214H153V212H156V211H153V209L151 210ZM162 212H163V209H162ZM174 212H175V210H174ZM6 213V212H5ZM16 213V214H17ZM30 213V212H29ZM87 213V212H86ZM110 213H112V212H110ZM120 213H122V212H120ZM124 213V212H123ZM165 213V212H164ZM89 214V213H88ZM138 214V213H137ZM140 214V213H139ZM151 214V215H152ZM162 214V213H161ZM160 214V215H161ZM169 214V213H168ZM170 214H171V212H170ZM11 215V214H10ZM104 215V214H103ZM87 216V215H86ZM89 216H92V215H90L89 214ZM105 216V215H104ZM104 216H102V217H104ZM143 216V215H142ZM154 216H157V218H158V216H159V214H156V215H154ZM137 217V216H136ZM139 217V216H138ZM149 217V216H148ZM179 217V216H178ZM177 217V218H178ZM2 218V220H4V219H6V218H4L3 219V216L1 217ZM46 218V217H45ZM96 218V217H95ZM94 218V216H93V219H95ZM144 220H145V217H142ZM147 218V217H146ZM165 218H166V215H165ZM171 218V217H170ZM195 218V217H194ZM97 219H98V217H97ZM140 219V218H139ZM173 219V218H172ZM172 219H170V220H172ZM175 219V218H174ZM196 219V218H195ZM8 219H6L5 221H7ZM10 220H11V218H10ZM57 220V219H56ZM87 220V219H86ZM96 220V219H95ZM101 220V219H100ZM105 220V219H104ZM109 220V219H108ZM141 220V219H140ZM158 220V222H159V218L157 219ZM164 220V219H163ZM177 220V219H176ZM12 221V220H11ZM102 221V220H101ZM113 221V220H112ZM142 221V220H141ZM148 221V220H147ZM154 221V220H153ZM152 221V222H153ZM168 221V220H167ZM166 221V222H167ZM172 221H174V220H172ZM178 221H179V219H178ZM193 221V223L196 221V220H192ZM1 222V221H0ZM13 222H14V218H13ZM17 222V221H16ZM140 222V221H139ZM177 223V221H174V224H176ZM222 222V221H221ZM9 223V222H8ZM97 223V222H96ZM147 223V222H146ZM159 223H161V222H159ZM188 223V222H187ZM191 223V222H190ZM250 223V222H249ZM258 223V222H257ZM88 224V223H87ZM135 224V223H134ZM140 224V223H139ZM173 224V225H174ZM180 224V223H179ZM183 224V223H182ZM195 224V223H194ZM68 225V224H67ZM70 225V224H69ZM77 225V224H76ZM138 225V224H137ZM137 225H136V227H137ZM151 225V224H150ZM150 225H148V223H147V225L146 226H150ZM161 225H163V222L161 223ZM173 225H172V227H173ZM218 225V226H217ZM241 225L243 226V225H245V227H241ZM10 226H11V224H10ZM9 226V227H10ZM16 226V225H15ZM60 226V225H59ZM59 226H58V228H59ZM61 226H62V224H61ZM79 226V225H78ZM125 226V225H124ZM128 226V225H127ZM135 226V225H134ZM139 226V225H138ZM140 226H142V224L140 225ZM189 226V225H188ZM198 226V225H197ZM251 226V225H250ZM33 227V226H32ZM31 227V228H32ZM40 227V226H39ZM57 227V226H56ZM76 227V226H75ZM130 227V226H129ZM129 227H127L128 229H129ZM145 227V226H144ZM14 228V227H13ZM38 228V227H37ZM78 228V227H77ZM117 228V227H116ZM133 228V227H132ZM135 228V227H134ZM142 228H143V226H142ZM148 228H151V226L150 227H148ZM179 228V227H178ZM186 228V227H185ZM190 227H188V229H189ZM219 228V227H218ZM251 228H252V226H251ZM256 228H257V230H256ZM33 229H35V228H33ZM33 229L31 230V233H32V231H33ZM73 229V228H72ZM95 229V228H94ZM97 229V228H96ZM127 229V230H128ZM137 229H138V227H137ZM141 229V228H140ZM145 229V228H144ZM192 228H190V230H191ZM231 229V228H230ZM242 229H244V230H242ZM16 230H18V228L16 229L15 228V230L14 231H16ZM40 230V229H39ZM60 230V229H59ZM62 230V229H61ZM64 230V229H63ZM68 229H66L65 231H67ZM73 230H75V228L73 229ZM130 230V229H129ZM128 230V231H129ZM132 230V229H131ZM158 231H159V228L157 229ZM164 230H165V226H164ZM167 230V229H166ZM171 230V229H170ZM189 230V231H190ZM194 230V229H193ZM42 232H43V230H41ZM58 231V230H57ZM65 231H63V232H65ZM94 231V230H93ZM124 231V230H123ZM122 231V232H123ZM136 231V230H135ZM138 231V230H137ZM173 231H174V229H173ZM184 231H185V229H184ZM219 231V230H218ZM217 231V232H218ZM231 231H232V229H231ZM34 232H35V230H34ZM34 232L32 233L33 235H34ZM55 232V231H54ZM61 232V231H60ZM72 232V231H71ZM118 232V231H117ZM140 232H141V230H140ZM140 232H139V234H140ZM143 232H144V230L141 232V235L143 234ZM145 232H147V227H146V229H145ZM163 233H158V232H156L155 231V234H153L152 235V239H156L157 238V240H159V239H163L164 237H166V236H168L169 235V233H168V231L166 232V231H162ZM176 233H177V229H176V231H175ZM220 232V231H219ZM12 233H13V231H12ZM40 233V232H39ZM59 233V232H58ZM70 233V232H69ZM72 233H74V232H72ZM132 233V232H131ZM138 233V232H137ZM166 233H168V234H166ZM0 234H1V232H0ZM31 234V235H32ZM40 234H42V233H40ZM46 234V233H45ZM53 234L54 233H52V236H53ZM93 234V233H92ZM119 234L120 233H118V236H119ZM123 235H124V232L122 233ZM125 234H126V232H125ZM172 234H173V232H172ZM10 235V234H9ZM61 234L59 233V236H60ZM129 235H130V232H129ZM174 235V234H173ZM172 235V236H173ZM6 236V235H5ZM12 236V235H11ZM37 236V235H36ZM35 236V237H36ZM39 236V235H38ZM46 236V235H45ZM58 236V237H59ZM65 236V235H64ZM106 236V235H105ZM110 236V235H109ZM133 236V235H132ZM143 236V235H142ZM237 236L239 237V235L237 234ZM0 237H1V235H0ZM49 237V236H48ZM55 235H54V239H55ZM63 237V236H62ZM115 238H114V240L116 239V243L119 241V239L118 238H116V235L114 236ZM125 237H127L126 239H128V236H126L125 235ZM146 237V236H145ZM149 237V236H148ZM2 238H3V236H2ZM1 238V239H2ZM5 238H7V237H4V239ZM30 238V237H29ZM39 238V237H38ZM42 238V237H41ZM41 238H39L40 239V245H41ZM47 238V237H46ZM50 238V237H49ZM48 238V239H49ZM72 238V237H71ZM138 238H139V240H138ZM138 238L134 241L135 243H136V241L137 242H140V238H141V236L139 237L138 236ZM151 237H149V239H150ZM173 238V237H172ZM220 238H221V235H220ZM227 238V237H226ZM31 240H32V238H30ZM36 239H37V237H36ZM38 239V240H39ZM53 239V238H52ZM54 239H53V241H54ZM61 239V238H60ZM59 239V240H60ZM67 239H68V235H67ZM66 239V240H67ZM118 239V240H117ZM190 239H191V237H190ZM194 239H196V237L194 238ZM14 240V239H13ZM63 240V239H62ZM65 239H64V242L66 241ZM71 239H69V241H70ZM129 240H130V238H129ZM132 240H133V238H132ZM170 240H171V238H170ZM16 241V240H15ZM24 241H25V239H24ZM33 241H35V240H33ZM32 241V242H33ZM43 241V240H42ZM72 241V240H71ZM71 241H70V244H71ZM111 241H113V240H111ZM120 241H121V238H120ZM144 242H145V240H143ZM148 241V240H147ZM147 241H146V244H149V243H147ZM152 241V240H151ZM55 242V241H54ZM63 242V243H64ZM68 242V241H67ZM114 242V243H115ZM126 242H127V240H126ZM130 242V241H129ZM133 242V243H134ZM20 243V242H19ZM53 243V242H52ZM56 243V242H55ZM62 243V242H61ZM112 243V242H111ZM114 243H112V245H115ZM120 243V242H119ZM119 243H118V245H119ZM131 243H132V241H131ZM132 243V244H133ZM134 243V244H135ZM161 243V242H160ZM163 243V242H162ZM165 243V242H164ZM163 243V244H164ZM210 243L208 244V247H210L209 245H210ZM216 243V242H215ZM228 243V242H227ZM250 243V242H249ZM16 244V243H15ZM24 243H23V240H22V245H23ZM30 244H31V241H30ZM34 243H32V245H33ZM46 244L48 245V241H46ZM45 244V245H46ZM50 244V243H49ZM54 244V243H53ZM58 244L59 245H57L58 247L59 246H63V245H60V243L58 242ZM110 244V243H109ZM127 243H125V245H126ZM130 244V243H129ZM131 244V245H132ZM157 244V243H156ZM196 244V243H195ZM259 244V243H258ZM3 245V244H2ZM25 245V244H24ZM64 245H65V243H64ZM67 245V244H66ZM90 245V244H89ZM111 245V244H110ZM124 245V246H125ZM135 245H137L136 247H138V244H135ZM143 245H145L144 243H143ZM143 245H141V248L139 249V251L142 249V246ZM205 245V244H204ZM7 245L5 244V247H6ZM31 246V245H30ZM36 246H38V244L36 245L35 244V247ZM57 246H55V247H57ZM83 246V245H82ZM104 246V245H103ZM106 246V245H105ZM122 246H123V244H122ZM127 246V245H126ZM129 246V245H128ZM133 246V245H132ZM150 246V245H149ZM215 246H217V245H215ZM215 246H213V248L215 247ZM218 246H219V243H218ZM43 247V246H42ZM111 247V246H110ZM115 247V246H114ZM118 247V246H117ZM131 247V246H130ZM140 247V246H139ZM154 247V246H153ZM163 247V246H162ZM166 247V246H165ZM206 247V246H205ZM51 248H52V246H51ZM103 248V247H102ZM101 248V249H102ZM124 248V247H123ZM122 248V249H123ZM155 248V247H154ZM164 248V247H163ZM167 248V247H166ZM201 248V247H200ZM9 249L11 250V248L9 247ZM20 249H21V247H20ZM41 249V248H40ZM50 249V248H49ZM56 249V248H55ZM109 249V248H108ZM125 249V248H124ZM129 249V248H128ZM157 249V248H156ZM210 249V248H209ZM22 250V249H21ZM31 250V249H30ZM89 250V249H88ZM117 250V249H116ZM119 250V249H118ZM126 250H127V248H126ZM125 250V251H126ZM144 250H145V248H144ZM149 250V249H148ZM163 250H165V249H163ZM171 250H173V249H171ZM217 250H219L218 248H217ZM25 251V250H24ZM27 251H29V250H27ZM55 251V250H54ZM53 251V252H54ZM56 251H59V250H56ZM81 251V250H80ZM102 251H103V249L101 250V253H102ZM115 251V250H114ZM128 251V250H127ZM130 251V250H129ZM153 251V250H152ZM162 251V250H161ZM206 251V250H205ZM253 251V250H252ZM251 251V252H252ZM35 253L34 254H36V251H34ZM39 252V251H38ZM41 252V251H40ZM74 252H75V250H74ZM83 252V249H82V251L80 252V254ZM85 252H87L86 250H85ZM97 252V251H96ZM113 252V251H112ZM112 252L110 253V254H112ZM117 252V251H116ZM119 252H123V250L122 251H120L119 250ZM138 252V251H137ZM146 252V251H145ZM149 251H147V253H148ZM180 252V251H179ZM212 252V251H211ZM249 252V251H248ZM9 253H12V252H9ZM17 253V252H16ZM20 253V252H19ZM60 253H62V252H60ZM126 253V252H125ZM131 253V252H130ZM136 253V252H135ZM164 253H165V251H164ZM163 253V254H164ZM167 253V252H166ZM181 253H182V251H181ZM253 253V252H252ZM254 253H255V251H254ZM2 254H3V252H2ZM8 254V253H7ZM24 254H25V252H24ZM45 254V253H44ZM76 254V253H75ZM105 254H106V252H105ZM104 254V255H105ZM109 254V255H110ZM138 254V253H137ZM145 254V253H144ZM162 253L160 252V255H161ZM169 254V253H168ZM172 254V253H171ZM184 254V253H183ZM193 254V253H192ZM237 254V255H238ZM256 254V253H255ZM19 255V254H18ZM26 255H27V252H26V254H25V258H26ZM30 255V254H29ZM47 255H48V253H47ZM46 255V256H47ZM52 255H54V254H49V256H52ZM82 255V254H81ZM85 255H86V253H85ZM95 255V254H94ZM113 255V254H112ZM129 255V254H128ZM138 255H140L141 256V254L139 253ZM148 255L149 254H147V257H148ZM175 255V254H174ZM211 255V254H210ZM248 255V254H247ZM14 256V255H13ZM13 256H12V258H13ZM41 257V259H42V255H40ZM84 256V255H83ZM111 256V255H110ZM109 256V257H110ZM123 256H124V252H123ZM122 256V259L124 258ZM131 256H132V254H131ZM139 256V257H140ZM142 256H143V253H142ZM142 256H141V258H142ZM153 256V255H152ZM150 257L149 258V262H150V264H163V258L162 259H160V257H159V259H158V255L156 256L157 258H155V257ZM164 256V255H163ZM168 256V255H167ZM184 256H185V254H184ZM235 256V255H234ZM245 256H244V258H245ZM35 257V256H34ZM39 257V256H38ZM44 257H45V255H44ZM73 257V256H72ZM81 258H82V256H80ZM91 257V256H90ZM128 257V256H127ZM135 257H137V256H135ZM144 257V256H143ZM146 257V258H147ZM173 257V256H172ZM199 257V256H198ZM209 257V256H208ZM256 257V256H255ZM260 257V256H259ZM3 258V257H2ZM11 258V259H12ZM20 258H21V256H20ZM75 258V257H74ZM111 258H112V256H111ZM111 258H110V261H111ZM138 258V257H137ZM140 258V259H141ZM146 258H144V260L146 259ZM170 258V257H169ZM175 258V257H174ZM179 258V257H178ZM242 258V257H241ZM16 259H17V256H16V258L14 257V260L16 261ZM23 259H24V257H23ZM84 259V258H83ZM90 259V258H89ZM92 259V262H93V258H91ZM113 259H114V257H113ZM116 259V258H115ZM118 259V258H117ZM116 259V260H117ZM132 259H134V256L132 257ZM143 259V258H142ZM176 259V258H175ZM192 259V258H191ZM195 259V258H194ZM199 259V258H198ZM204 259V258H203ZM258 259V258H257ZM8 260V259H7ZM7 260H5V261H7ZM13 260V261H14ZM37 260V259H36ZM129 260V257H128V259H126V262ZM138 260H139V258H138ZM170 260V259H169ZM177 260V259H176ZM253 260H255V258H253ZM4 261V260H3ZM12 261V262H13ZM15 261L13 262V263H15ZM19 261H21V260H19ZM18 261V262H19ZM23 261V260H22ZM21 261V262H22ZM42 261V260H41ZM71 261H72V259H71ZM96 261V260H95ZM107 261V260H106ZM120 261V260H119ZM130 261H132L131 259H130ZM245 261V260H244ZM246 261H247V258H246ZM34 262V261H33ZM36 262V261H35ZM69 262V261H68ZM67 262V263H68ZM76 262V261H75ZM74 262V263H75ZM142 262V261H141ZM143 262H145V261H143ZM148 262V260H147V263H149ZM174 262H175V260H174ZM207 262V261H206ZM210 262V263H209ZM223 262V261H222ZM242 262H243V259H242ZM248 262V261H247ZM0 263H2L1 261H0ZM32 263V262H31ZM70 263V262H69ZM68 263V264H69ZM73 263V264H74ZM89 263H90V261H89ZM88 263V264H89ZM107 263V262H106ZM109 263V262H108ZM136 263V262H135ZM139 263V262H138ZM165 263H166V260H165ZM179 263V262H178ZM201 263L203 264V262H202V260H201ZM240 263V262H239ZM244 263V262H243ZM242 263V264H243ZM78 264V263H77ZM95 264V263H94ZM130 264V263H129ZM139 264H141V263H139ZM142 264H145V263H142ZM170 264H171V262H170ZM179 264H187V263H184V262H180ZM231 264V263H230Z\"/></svg>",
  "mask_w": 264,
  "mask_h": 264
}]
</instances>
